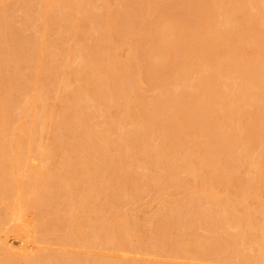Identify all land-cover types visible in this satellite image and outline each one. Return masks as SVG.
Instances as JSON below:
<instances>
[{"label":"bare ground","instance_id":"obj_1","mask_svg":"<svg viewBox=\"0 0 264 264\" xmlns=\"http://www.w3.org/2000/svg\"><path fill=\"white\" fill-rule=\"evenodd\" d=\"M42 1L43 0H37L36 5H38V7L36 10H35V8H33L34 10H31L30 5L27 2L24 4L23 0L16 1V3L18 4V10L20 12H22L21 14L24 15V17L22 19H25L26 22L31 23L33 28H37L36 22L37 21L39 22L40 18L43 19L44 15L46 13L48 14V10H50V9H52L56 12L54 14L55 18L52 21L50 20L51 21L50 24L47 21H46L47 23L43 22V27H45V28L48 26L53 27V29L55 30L56 33H58V30L59 29L61 30L65 24H68V25L70 24V26H71L72 23H70V22L72 19V17H71L72 15L70 14L71 11L69 12V10H74L73 14L76 17L75 11L77 10L80 12V10H79V9H81L80 7L84 6L85 7L83 9L84 15H82L83 12L81 11L82 13L80 16V20L81 19L82 20L81 21L79 20V21L82 23L83 16H85V13H86L88 20L92 23L93 26H94L93 22H95L94 20H96V18L99 16L94 11V10H96L97 6H98V9L100 8L99 5L95 4V2H94L95 0L93 1L95 4V5L93 4L95 6L94 10L91 7L93 5L91 3H88L92 0H50V2L48 0L49 3L47 2L48 4H46V5ZM147 1L148 2H146L144 0L142 2V4L144 2H146L143 4V6H149V4H151L152 7H154L153 4H157L156 0H147ZM149 1H153V3L149 2ZM164 1L167 2L171 6V8L174 10L170 9L167 12H165L166 16L168 17V18L167 17L165 18L166 22L163 23V25L161 24V28L158 29L157 31H155L156 32L155 34L153 33L155 35V37H156L155 39L158 43V45L156 47L154 46L156 49V50H154L155 52L152 53L151 50L148 51L147 48H144L143 49L144 53L142 52L140 54V58H136V56L134 57L136 59H134L133 60L134 63L131 62V64H135V67L134 66L133 67L136 70L133 69V67H131V65L129 66L130 61L128 62V65H126V64L121 65L116 60H114V56H115L114 50L122 41L119 40L118 42L117 41L112 42L111 40L108 41V39L110 37H112L111 35L113 32L119 34L120 36H122V38L127 37V40L129 38V35L132 34V36L135 35L134 44L135 45L140 44V42H142L141 40H143L141 38L143 31H144V30H142V28L143 27L146 28V26L142 27V25L146 24V23H144L145 21L144 22L135 21L136 20L135 13L136 12L140 13L138 11L139 9L137 7L136 8L130 7L131 9L129 8V11L126 10L127 12L126 11L125 12H123V11L122 12H113V10L110 9L112 7H110L108 0H107V2L109 4V6L106 7L105 11H100V13H99L103 17L104 23L99 24L100 26L98 27V24H96V22H95V25L97 27L94 26V27H96V29L94 31H90L89 28H88L89 31L86 30L88 33H93V34L95 33L96 34V32H97V34H98L97 37L95 36V38L92 39V44H93V46H92L93 48L91 47L92 50L90 48L88 49L89 45L86 44L87 48H85V49L91 50L90 54H88V52H87L88 55L87 56L85 55L86 59H84L85 56H83V54L81 53L82 52L81 50L83 49V46H82V48L80 50L81 52H76V53L74 52L75 54H74V57H73L71 62H68L69 61V59H68V61L65 62L66 64L61 63L63 58H61L62 60H59V57L56 56L58 54L53 52V51H50L49 43L46 42L47 43L46 44L44 41L39 40V38L41 36H42L41 39L43 38V34L39 38H37L39 33H40V31L38 29L37 30L39 32H37L38 33L37 37H36V34L35 35L33 34L34 32L28 36H25L23 39V42H22L23 45H21V47L19 49L12 48V51L9 52V48L7 47V53H11L15 57V60H14L15 64H18L20 61H23L26 63L27 68L31 69L30 71L28 70L29 72L27 71L29 73L28 77L32 78V81L34 82V86H32V88H34V89H32V91L33 92L36 91V93H33V94L31 93L28 95L27 88H25L26 86L25 87L19 86L18 84L13 86L11 83L6 84L0 80V90H2L3 87L7 86V89H8L7 92L8 91H10V92L22 91L28 95L27 100H26V98H24V100L17 102L13 99L12 100L11 99H9V100L4 99L3 102L0 103V105L3 106L2 110L0 109V137L2 136L0 139V205H1L0 207H2V205L5 203V209H6V210H3L4 212H6V214L4 213V216L0 217V246H1L0 248L2 249V251L0 249V251H1V253H0L1 254L0 255V264H138V262H136V261L132 262L134 259L133 257H132L133 259H131L132 261H126L125 260V259H128L130 256H128L127 258L125 256V259L123 258L125 260L124 261V260H122V258L119 259L118 257L113 256V254L112 255H110V254L105 255V253L103 254V256L105 255L104 257L102 256V257L97 259L96 254L98 252L92 253V251L91 252L88 251V253L87 252L84 253L82 251V253L85 254V256H84V254L82 256L81 254L71 255V254L64 253L62 251L64 249L61 250L62 252L61 251L53 252L50 250L48 251L46 246L45 247H39L38 246L39 248H36V249L32 248V246H30L31 247V249H30L28 247V244H27V242H28L27 238L29 237V235H30V238H32V237L34 238L33 239V240H35L34 242L41 244V245H42V243H44L45 245L49 244V243H51L50 245H52L53 243H56V244L61 245V246L65 245V244H70L71 246L72 245H78L82 249H83V247H85L86 250L94 249L93 251H95V247H97L99 245V247L96 248V250H100L99 248H101L103 251V249H105L104 246L108 244L106 246V247H108V250L107 249H105V250L106 251L111 250L113 252L114 251H127V249L132 247L131 246L132 245L131 242H133L132 238L135 237L134 238L135 241L137 240L140 243L136 241L137 243L133 247L134 248H135V246L139 247V246H141L140 244L142 243L143 245H145L144 246L145 249H143V245H142V249L148 251L147 255H149V253H150L151 254L150 256H152V255L156 256L157 254L159 255L160 253H164L163 255H167V257L169 256V258H170V256L177 258V256L180 257V254H184L183 259H188V257L189 258L192 257V258H197L198 260H199V258H203L201 256H202V254L204 255L205 253L210 254L212 257L215 256V258H213V259H216V257L219 258L220 253H222V251L220 249L224 245L228 244V245H230L229 246L230 251H228V252L225 251L226 252L225 255H227V253H228V257H225V255H223V256L220 255V256H222L221 258L225 261L224 262L221 259L222 263H226L227 260H229L231 258H233V259H231V261L234 259H235V261L242 260V259L244 260L245 258L246 259L244 261H247L251 258L252 255L250 256L247 253L250 256L249 258H247L248 256L247 257L243 256L240 254L242 252L241 251L239 252V247L244 246L243 243H245V242L243 239L246 238V239H248V241H246V242L249 243L251 250H253L254 251L253 253L255 254L254 255L255 257L253 258V259H255V260H253V264H264V204H262V203L258 204L259 210L257 212H259L260 214L263 215V216L259 215L260 218L262 217L260 221L255 220V218L253 220L250 219L253 216L252 217L249 216L251 213H250V211H248V207H250V205H251L250 203L252 201L253 202L254 201L259 202V200L262 199L260 197L259 198L256 197L255 193L258 191L259 188L257 189L255 184H254L255 188L257 189V191H256V189L253 187V178L255 180L256 179L258 180L261 177L264 180V171L262 170L264 168L263 167V165H264V149H263V147H264V0H228L227 2L224 0L227 3L226 7H225L226 3H224L223 0L222 1L221 0H164ZM2 2L5 3V1H2ZM34 2L36 3V0ZM107 2H106V5H108ZM29 3H30V1H29ZM82 3H86V6H85V4L82 5ZM115 3H117V0ZM121 3H123V2H121ZM89 4H91V6H88ZM142 4H141V6H142ZM223 4H225V5H223ZM10 5H12V4H10ZM36 5L34 4L32 6H36ZM133 5H135V4H133ZM136 5H139V4L136 3ZM164 5H166V3H164ZM169 5H167L166 8L170 7ZM219 5L221 7H223V9L225 7L224 11L222 12V15L224 12L225 13H224V16H222V17H224V21H226L227 23H230L229 25H227L228 27L225 26L226 28L224 27V25H226V24H223V27H222L223 29L222 30L220 29L221 34L223 36L222 41H219V39H220L219 28L221 26L218 27L219 24H217L218 21H217V18L215 17L216 15L213 16V14H212L214 12L215 8L219 9V7H220ZM0 6H1L0 7V29L1 28L8 29V31H9L10 26L8 25V20H7V18H10V15L8 14L9 4L8 5L3 4ZM159 6L160 5H158V7ZM74 7L76 8V10L72 9ZM156 7L154 9H156ZM114 10H116V8ZM147 10L150 11V8ZM160 12L164 13V11H161V10H160ZM204 12H205V15L207 13H209L210 15H208V16L214 17L216 19L213 18L214 19L213 20L211 17H210L211 20L209 18L207 19L206 18L207 15L205 16V19H202V18L200 19V17H201L200 15L204 14ZM12 13H14V12H12ZM226 13L229 14V16H231L233 23L231 22V20H230V22L227 21L228 19H230V17ZM152 14H154V13H151V15ZM12 15L14 16V14H12ZM78 16H79V14H78ZM217 16H219V13ZM172 17H174V18L172 19ZM48 18H50L49 14H48ZM48 18H46V19H48ZM78 18H75L76 19L75 20L73 17L74 22H75L74 23L75 25L74 24L73 25L75 27L79 26V25L76 26V21ZM17 19L20 20L19 17ZM153 19L149 20L148 25L154 24L155 20H157V17L155 16V17H153ZM9 21H11V20H9ZM48 21H49V19H48ZM99 22H103V20L99 21ZM99 22L97 21V23H99ZM157 23H159V22H157ZM183 23H189L190 26H192L191 32L189 31L190 33H187V32L185 34L180 33L179 29ZM220 23H222V22H220ZM19 24H21L20 21H19ZM19 24L18 25L16 24V25L19 26ZM24 24H25V22L23 23V25ZM46 24H48V25H46ZM88 24H90V23H88ZM134 25L136 28H138L137 31H135V32L132 30V26H134ZM150 27H151V25H150ZM45 28H44V30H42V32H44L46 30ZM68 28L72 29L69 26H68ZM145 28H143V29H145ZM147 29L148 28H146V30ZM16 30H18V29H16ZM111 30H113L112 33L110 32ZM26 31H27V28H26ZM65 31L66 30H64L63 33ZM79 31L81 32L80 29H79ZM151 31L152 30H150V33H152ZM75 32H78V31L76 30ZM75 32H72V33H75ZM109 33H111V34H109ZM147 33H148V31H147ZM4 34H5V39H6V32ZM75 34H73L74 37L72 36V38H77L76 35H78V34H76V35ZM80 34L82 35L85 33L83 31ZM87 34H85V35H87ZM105 34L106 35L109 34V35L106 36ZM56 35H58V34H56ZM70 35H71V33H70ZM217 35L219 38L217 37ZM7 36H9V35H7ZM60 36H62V34ZM69 36H68V40H69ZM238 36H239V38H236ZM63 39H64V37H63ZM105 39L107 42L105 41ZM113 39L115 40L116 38L113 37ZM65 40H66V36H65ZM90 40H91V38H90ZM228 40H234L233 42L235 45L233 46V43L231 41L229 42ZM70 41H66V43H64V42L63 43H64V45L67 44L66 46H68L70 44ZM225 41H228L234 47V48L231 47L232 48L231 52H233V56H231V57H229V55L227 56L228 58H230L232 60H230V59L228 60V58L226 57L227 63H225V65H227L226 66L227 70L225 71V74L227 73V71L228 72L230 71L231 73L229 72L228 74H232V81H233L232 83H234V85H232L234 87L230 86L232 89L231 90L229 89L230 93L233 94V98H232L233 101H231V102L234 104V105H232L229 102L231 104V106H233L232 108L230 106V109H232L231 112L233 111L232 112L233 116H234V113L237 114L239 116L238 119H240V121H241L243 114L246 111V110H244L245 106L243 107V104H246V105L249 104L250 107L251 106L253 107V113H256V114L259 113V114L258 115L255 114L256 116L253 115L256 118L255 120H258V121L254 122L255 120L252 118L254 121H252L251 126L246 125L243 128L241 126H238L241 124H238L239 122L237 123L236 119H235V122L238 125H235V123H233V124L235 126H238V128H235V126L232 125V123H231L232 127H234L236 129V131H230V129H228L230 132H228L229 133L228 135L225 134L226 136L224 135V137L222 134H220V135H222L221 137L223 138V140L221 142L219 140L220 135L218 134V136H217V134H216V133H218L217 130L219 128L216 130L214 126H211V125L207 126V124L204 125L206 122V120H204V119L206 117L202 116V118L200 119V116H201V114H204V115L208 114L209 115V113L211 111H214L212 109V107L214 108L213 103L215 105L220 100L223 99L222 98L219 100V97H221V96H219L220 90L218 88L214 90V93L212 92L213 90H211L210 88L213 84L211 81H214L216 79L219 82V78L220 77L223 78L225 76V74L224 75L222 74L223 75V77H222V75L220 76V73L218 71V72H216V74L215 73L210 74L208 72V75H203L201 73L204 72V70L201 69L199 71L197 67L193 66L195 69L197 68V70H194L197 80L192 78L195 81L189 80L190 81L189 84H188V82L185 84L183 82V80L185 79V75H186L185 72L187 71V69H189V73H190V68H187L186 66H184V63H181V61L179 62V60H175V58L177 56H180V57H182V60L184 57L185 58L191 57V59L195 58L197 60V57H201L198 60L202 59L205 61L206 52H208L207 50L213 49L216 47H217V49H219V45L221 46ZM251 41H252V43H251ZM67 42H69V44ZM123 42L121 44H123ZM249 42H250V44L254 43V47L251 48L249 46L248 48H251V49L246 50L247 48L245 47V44L249 45L248 44ZM111 43H113L114 46ZM129 43H131V42L129 41ZM146 43H147V41L145 42V44ZM5 44H6V42H5ZM75 44L77 45L76 42H75ZM64 45H62V46H64ZM73 45H74V43H73ZM80 45H81V43L79 44V46ZM152 45H154V44H152ZM2 46H3V44H2ZM5 46H7V45H5ZM84 46H85V44H84ZM71 47H69L68 49H71ZM120 47H121V45H120ZM85 49H83V50L85 51ZM136 49H137V47H134L132 49V51H134L133 54H136L135 53ZM64 50H66V49H64ZM64 50H62V51H64ZM118 51H120V50H118ZM228 51L226 49L225 52L228 53ZM247 52H249V53H247ZM59 53L61 54L62 52H59ZM163 53L165 56V57H163V58H165L164 63H162V61H161ZM243 53L245 55H243ZM70 54H72V53L70 52ZM117 54L118 53H116V56H118ZM102 55L105 56L104 59L101 57ZM58 56H60V55H58ZM68 56H69V54H68ZM219 56L220 55H218L217 57H219ZM1 57H3V56H1ZM126 57L128 58V56H126ZM217 57H216V60L218 59ZM65 58H68L67 54H66ZM132 58H133V56H132ZM220 58H222V57H220ZM70 59H71V57H70ZM102 59L104 61H106V62H104L105 64H103V63L99 64L100 61L101 62L103 61ZM159 59H160L162 64L157 61ZM212 59L213 58H211V60ZM122 60H123V58H122ZM187 60L185 59V61H187ZM214 60H215V58L213 59V62H214ZM216 60H215V62H216ZM126 63H127V61H126ZM186 63H188V61ZM207 63H205V66ZM4 64H5V62H4ZM210 64L213 65L214 63H208V65H210ZM193 65H195V64L193 63ZM208 65H207V67H208ZM214 65H218V64H214ZM94 66L95 67L98 66V67L95 68ZM189 66L192 67V65H189ZM6 67H7V65H6ZM79 67H81L82 70L83 69L86 70V72L83 71V73H85V75L78 74V72L82 73V71H79L80 70ZM166 67H168V68H166ZM93 68L97 69L96 72H95V70H94V72H92V70H89V69H93ZM163 68L169 69V70H170V68H172V70L175 72V74L176 73L179 74V77H178L179 80L178 81H176L174 79L176 77V75L172 79V81L174 80L175 82H178V83H176L174 88L168 89L165 87L164 82L163 83L160 82L161 84L155 86V90H157V91L156 92L152 91V92H155L153 95H150L147 97H144V96L143 97H136V95L134 96V93L136 92V90L134 92V88H135V86L136 87L138 86V85H136L137 79H135L138 77H135V76H138L140 74L141 77L138 79L139 82L143 79L144 80L146 79L147 83H148L149 80L153 77V75L155 73L161 72ZM228 68H229V70H228ZM132 70H135L138 73V75H135L136 72H135V74H132ZM217 70H220L219 67H216V71ZM223 72H221V73H223ZM66 74H67V77L69 74L75 76L77 81L80 82V85L78 84V86H80V87L77 88V85H76V88L74 87L73 89H71V88L67 89L70 86L71 82H70V84H68L69 82L68 83L66 82V81H70V79L66 80ZM163 74H162V76H163ZM172 74H173V72H172ZM217 74L220 77L216 78ZM7 75L5 73L4 78L9 79V75L8 76ZM71 75H69V77ZM99 75L100 76L106 75L107 76L106 78H108L109 80H102L103 78H100ZM157 75L158 74H156L155 78L158 77ZM73 76H71V77H73ZM17 78H18V76H17ZM23 78L24 77H22V79ZM167 78L168 77H166V79ZM169 78H170V74H169ZM15 79H16V77H15ZM41 79H44V81H42ZM160 79L161 78H159V80H157V82L160 81ZM162 79L164 80V78H162ZM168 79H167V81L169 82L170 79L169 80ZM189 79H191V78H189ZM226 79H227V76H226ZM23 80H25V79H23ZM224 80H225V78H224ZM228 80L229 79H227L226 82H224V83L222 82L223 80L220 82L226 86V83ZM27 81L28 80H26V82L25 81H23V82L27 83ZM124 81L127 82L125 90H124L123 84H121ZM139 82H137V83H139ZM153 82H156V81H153ZM32 83H31V85H32ZM140 83L142 84L143 82H140ZM38 84H40L39 87L37 86ZM52 84L54 85V87H53L54 89L52 88V86H53ZM119 84H121L123 87L119 88ZM29 85H30V83H29ZM47 85H48V87L50 85H52L51 88L53 90L52 97H50V95H49V97H50L49 102H51V104H53V105L59 104V106H60V107L58 106L57 109H54L53 107H52L53 109L48 108L50 111L46 108V100L48 99L47 95L51 94L49 92H48V94L46 93V89H45L46 87L45 86H47ZM73 85H74V83H73ZM144 85L145 86L147 85L146 82ZM65 86H67V88ZM170 86L171 85H169V88H170ZM173 86L174 85L172 84V87ZM220 86H222V85H220ZM36 87H38L39 89H37ZM71 87H73V86L71 85ZM138 87L136 89H138ZM29 88L31 89V87H29ZM222 88H224V86ZM49 89H50V87L47 89V91H49ZM209 89L213 93L210 96H209V94L211 92L209 94L207 93ZM151 90H153V88ZM121 91H123L125 93V95H124L125 97L122 95V97H121L122 99H120V100H124V99H125L124 101L129 100V101H127L129 103L131 101L132 105L131 104L130 105L131 106L134 105L137 108V110L141 113V117H140L141 120L140 121L142 124L140 123V121H137L135 119L136 121L134 122V120L132 119V117L134 118V116H135V114H133L135 111L132 113L133 116H131V118H130L129 115L131 114L130 112L132 111V109L127 110V113L124 114V116L126 115L125 116L126 118H124V117L120 116L121 113L123 114V111L121 112L118 109L120 107H118L117 109L120 111V114H117V115H119L117 118H120V117L121 118L117 120V124L120 122L122 123V121H123L122 118H124V120L129 118L130 120L131 119L133 120V121H131V124L132 125L135 124V127L131 128V130L129 129L126 131V130H121V129H123V126L121 128L120 127L121 125L119 124V126H117V127H120V129H118V131L115 132V136L112 135V138H111V136L108 138V136H104V135L99 137L100 134L97 135L99 133L97 128L98 127L100 128V126H101V128L104 127V129H105V127H106L105 125L107 123L105 122L106 123L105 125H104V123L103 124L101 123V125H100V121L96 120V123L98 122L100 126H97V127L93 126V124L95 122L93 121V124H92V119H90L92 117V115L90 116V114H89L90 111H86V110H85L86 112L80 111L84 108V106H85L84 104L88 103L87 101H86L87 103H84V99H87V98H85V97H88V96H86L87 94H91V95H89V97H91V99H93L94 102L98 99L100 101H101V99H103L104 102L103 101H101V102L103 103L104 110H100L101 111L100 114H99V111L97 112L98 114L94 111L93 112H94V114L101 115L103 117V115H104L103 112L106 111L108 113V115L111 116L113 114L114 108L116 107V102L113 103L111 101L113 104L110 103L109 102V96L115 97L119 93L121 94ZM205 91H207L206 93L208 94V96L206 94H204ZM5 94H6V92H5ZM140 96H141V94H140ZM222 96H224V95H222ZM226 96L228 97V91H227V95H225V97ZM20 97L23 98V96H20ZM24 97H25V95H24ZM200 97H202V98L210 97V99L212 98L213 102L203 101L204 99L201 101ZM196 98H197V100H196ZM199 98H200V100H199ZM116 100L120 101L119 99H115V101ZM228 100H230V99H228ZM113 101H114V99H113ZM124 101L120 102V103L117 102V103H118V105H120L121 103L124 104ZM249 102H252V103H249ZM47 103H48V100H47ZM222 103H223V101H222ZM88 104H87V106H89ZM166 104H169L171 106V107L169 106V108H171V109L173 108V111H171V109H170V111L167 112L168 109L166 108L167 109V110H165L166 113H164V108L167 107V106H165ZM91 105H93V104H91ZM91 105L89 107H91ZM95 105H97V102L95 103ZM99 105L100 104H98L97 106H99ZM219 105H217L216 107L218 108ZM127 106L129 107V105H127ZM225 106L227 109L228 108L227 106H229V105H225ZM96 107H91V108L95 109ZM125 107H126V105H125ZM10 108H12V109L9 110ZM86 108L89 109L88 107H86ZM101 108H102V106H101ZM217 108L216 109L214 108V109L217 110V112L219 113V110H218L219 108L218 109ZM221 108L223 109L222 106H221ZM119 111H116V112H119ZM249 112H252V111H249ZM91 113H92V111H91ZM128 113H130V114H128ZM222 113H225V112L222 111ZM87 114H89L88 115L89 118L87 117L86 121H89V119H90L92 125H90V122H88V125L92 126L94 128H92V130H91L86 125V127L88 128L87 129L88 131L81 132L82 131L81 124L84 123V121L82 122V120L84 117L87 116ZM247 114H249V113H247ZM97 115H95V116H97ZM212 115L214 116V114H212ZM212 115H209V116H212ZM127 116H128V118H127ZM209 116L207 117L208 120L210 119ZM227 117H228V115H227ZM247 117H249V116H247ZM92 118L97 119L98 116L92 117ZM105 118L106 117H104L103 120H105ZM179 118H181V120L186 119V121H188V124H185V125L181 124L182 125L181 127H177L176 124H178V126L180 125L179 123H177V121H179L177 119H179ZM214 118H218V117H214ZM10 119H12V123H15V124H8V122L11 121ZM111 119L114 120L116 118L113 119V117H112ZM111 119H108V120H111ZM229 119L231 122H232V120H234V119L231 120V118H229ZM245 119L246 118L244 117V124H246V123H248V121H250V120H247V122H246ZM108 120H106V121H108ZM112 120H111V123L113 124ZM119 120H120V122H119ZM201 120H204V121H201ZM208 120H207L208 124H211V123L214 124V122H212L213 121L212 119L209 120L210 123L208 122ZM223 120L221 119L222 123H223ZM225 120H228V119H225ZM175 121H176V123H175ZM128 122H129V120H128ZM132 122H134V123H132ZM216 124L218 126V120H217ZM242 124H243V122H242ZM126 125L127 124H125L124 128H128V127H126ZM226 125H228V122L226 123ZM229 125H230V123H229ZM133 126H131V127H133ZM224 126H225V122H224V125L222 127H224ZM108 127H109V125L107 126V128ZM111 127H112V125L108 129H110ZM219 127L221 128L220 125H219ZM107 128H106V130H102V131H107L108 130ZM198 128L203 130L201 132H203V135H205V137H206V140H204L202 144L200 143L201 145H199V146H198V143L195 142L194 140H193L194 143L193 144L191 143L190 138L193 136V134H191V136H190V133H188V129L189 130L191 129L192 130L191 133H192L194 131L193 129L199 130ZM235 129H232V130H235ZM114 130H116V129H114ZM196 130L194 131V135L196 134L195 133ZM42 131L46 132L45 141L41 137ZM111 131L114 132L113 129ZM148 131L153 132L152 134L155 135V138L157 139V141L162 140L160 142L164 141V143L162 145H159L161 143L160 142L158 143L157 141H155L153 139V137L150 138V139H152V143H151V141H149L150 143H147L146 138L149 135L146 137V134ZM107 132L109 133L110 130ZM107 132H106V134H107ZM185 132L188 133V135L190 136V137L187 136V134L185 135L186 137H189V139H190V141H187V142L191 143L192 145L185 146V144H184L185 147H182V146H180L181 138H182L181 135L184 134ZM197 133H198V131H197ZM219 133H221L220 129H219ZM4 135L5 136L7 135L8 138L4 139L5 138ZM151 136H149V137H151ZM244 137L247 138L246 139L247 141L245 140L246 142L245 143L243 142L244 143L243 147H239V148L241 149V152H243L242 158L246 159L247 157H249V158H247V159H249L247 161V164L249 165L250 168H249V170L244 171L243 170L244 167H243L242 170L246 173H253L252 176H250V177H244V176L240 175L238 172L239 167L240 166L242 167L243 166L242 164H245L244 163L245 159L243 160L244 162H242V161L239 162L240 161V158H239L240 155L237 152L238 150L237 151L235 150V147H236L235 145L239 139L240 140L242 139V141H243ZM251 139L259 140V142H261L263 144V147L261 146L262 149L260 150V152L257 153L258 155H255L256 157H252L254 154L252 155L250 153V149H251L250 144L252 143L251 141L254 142V140H251ZM38 140L41 142H39ZM42 141H44V144L41 146ZM37 142L40 144H37ZM223 142L227 143V146L225 144H223ZM189 143H188V145H189ZM257 143H255V144H257ZM33 144L35 145V147L37 146L36 149L34 148ZM239 144H241V143L239 142ZM222 145H223V147H222ZM252 145H253V143H252ZM257 145L258 146H256V150L257 149L259 150V148H257V147H259L260 144H257ZM67 146H69L68 149H67ZM79 146H81L83 153L80 155L78 154V156L76 155L77 158L75 159V161L70 162V161H68L69 159L66 158V156L63 157L64 156L63 153H65V152H67L68 154L74 153L75 151H77ZM233 147H234L235 151L232 150ZM37 148L38 149L40 148V150H38ZM104 148L106 151H103ZM219 148H221L222 150ZM224 148H225V150H223ZM237 148L238 147H236V149ZM79 149H80V147H79ZM120 149H125L126 151L128 149H132V150L134 149L135 153H133L131 155L130 153L133 151L130 150L131 152L128 153V154H130V156H129L130 160H127V158L124 157L125 155H123V153H125L124 151L118 152ZM58 151H60L59 159L58 160L56 159V164L54 163L55 168L53 170H50V168H49L50 166L49 167L46 166V164H49V163H47V161L50 162V158L52 159L54 154L57 153ZM115 151H117V152L115 153ZM138 151H141V152H138ZM251 151H252V149H251ZM254 152H255V150H254ZM123 157L127 161H130V162L133 160H136V161L142 162V163L145 162L146 165L148 164L149 166L151 164H155L156 166H158L160 171L156 172L155 174L152 173V176L149 179L145 178L146 180H143V177H142V180H143L142 182L145 181V183H143V185H145L144 189H146V191H150L151 188L152 189H158V188L161 189L162 188V189L169 190V192H171L173 197H184V198L174 201L173 204L170 203V205L172 207L170 206L171 208L168 209V212L162 213L161 215L158 214L159 217L154 218V216H153L154 219L151 218V216H152V213H151L150 218L147 219L148 218L147 217L146 218L147 220L144 222H140V221H138L139 219L136 220V218H134L135 220H133V219L132 220L131 219L126 220L125 219L126 217L124 215H120L121 214L120 213L119 215L123 216V217H121V218H123V220L120 219L121 222L114 223V224L109 225V226L106 225V224H109L110 222L108 223V221H105L106 220L105 215L107 213L115 214L116 212L112 213V210H111L112 207L111 206H109V207H107V209H105L106 213H105V211H102L103 213L101 212V206H97L98 207L97 211L94 210L95 208L90 207V205L88 206V204H90V203L94 204L95 201H93V199H94L93 197L103 196L104 200H105L104 197H108L107 198L108 203L106 205H110L109 203L112 204L114 202V197L116 198V197H119V195L121 196V194H119V192H120L119 190L121 189V187L123 188L124 191L127 190L126 195H129L127 197L131 196L134 198L135 194H139V193H137V190H138L137 188H138V184L141 181V179L138 182V179H137L138 176H137L136 172L134 171L136 169H133V167H131V164L135 163V162H131V163L129 162L126 165V168L123 167V169H120L121 168V166H120L118 168L119 169L118 173L116 172L117 171V163L118 162L122 163L123 160H125V159H123ZM228 157H231V160H232L231 162L234 161L235 164H233V165L230 164ZM36 158L39 160L40 163L37 161L39 165L36 166V164H37L36 163L34 165L35 167H33V164H31L30 160H32L34 162ZM146 158H148V160L150 158L151 160L146 161L147 160ZM200 159H203V160L198 161L199 162V164H198L197 160H200ZM237 161L239 162V164H237ZM145 163H143L144 166H146ZM124 164H126V163H124ZM143 167H141V168H143ZM153 169L154 168H152V170ZM99 171L101 172L102 175L101 174H98V175L102 176L103 179L101 181H98L97 183H94L95 181L93 182L90 179L93 178L96 175V173ZM179 172L184 173L185 178L179 176V175H182ZM185 174H188L187 175L188 177H191V175H192V177L193 176L196 177V180H195L196 182H198L200 179L201 181H203V183H205L207 181L208 184L209 183L212 184L211 183L212 181H216L215 183H217V181L221 180V183L223 182L222 183L223 187L228 185L225 183H231V185L234 187L233 189L236 190L235 192L233 191L234 192L233 194L240 196V197H236V195H235V197H234L233 194L229 193L230 195L233 196L232 199L234 198L233 199L234 202L240 201L241 205H244L242 203H245L247 201L250 202V203H248V204H250L248 207L246 206L247 204H245V206H241L244 208L247 207L246 210L248 212L246 210L244 211V208L242 209L241 207H237V206H240L239 205L240 203L238 202V205L236 207L241 208L243 211H242V213H241V211H239L241 214L238 212L237 215L241 216L243 218L244 217L243 214H245V212H246V214L248 213L247 217L249 219L246 218V215H245V218L242 219V220L246 219L245 225L251 226L250 223H252V221L253 222L256 221L254 223V225H256V226L253 225L252 228L250 229V231L248 228H246V229H248V231L245 230L242 227L243 225L240 223L241 218L237 217L235 214V216L233 215L235 217L234 218L235 220L229 219L231 221L232 220L234 221L233 222L234 225L232 224V226L236 225V227H234V228H237L238 224L242 225L240 229H243L244 231L239 229L240 231H236L234 233L232 232L231 234L230 233L227 234V235H230L229 240L225 239L226 237L225 238L223 237V238H221V240H219V237H220L219 234H218L219 235L218 237H213V236H217L216 230L218 228H220L219 224L222 225L221 223H219V220H218L219 218H216L215 215L217 216L219 214V212L224 213V212L230 211V210L233 212L235 210L233 208H235V207H234V205H232L233 208L230 207L229 210L228 209L226 210V209H224V207H225L224 206V207H222L223 209L221 211V209H219L220 206L225 201H227V198L225 196L226 194L219 192V191L213 192V191L204 190V192H206V193L203 192V195H204L203 201L206 200V202H207L206 207L212 206L213 205L212 203H214V206H216L215 204L217 202H219L224 196H225L226 200H224V198H223V200H222L223 203H221V202L217 203V206H218V204L219 205L221 204L217 210H213L212 207H210L209 210H206L207 208H205L206 211H204V212H202L200 209H198L199 207L197 209L195 207V209H194L193 204L195 203V201H196V203L194 205L198 204L197 200L199 201V199L200 200L202 199V198H199V197H201V194H199L198 192L203 191V189H201V188L199 189L198 187H197L198 189L195 188L196 191L199 190L198 192H194L195 190L194 191L190 190L188 187L189 182L186 180ZM98 175H97V177H98ZM95 177H94V179H95ZM256 177H259V178H256ZM261 178H260V181L262 180ZM112 179H114V182L117 184V185L113 184V187L115 185L114 190L109 189L107 186V184H108L107 181H109V180L113 181ZM187 179L190 180L189 178H187ZM191 179L193 180V178H191ZM58 180L61 182V185H58ZM147 180H149V181H147ZM257 180H256V182H257ZM146 181H147V183H146ZM195 181H194V184H196ZM106 182H107V184H106ZM142 182H140V183H142ZM19 183L21 184L20 187H18ZM74 183H75V185H74ZM201 183L202 182H200L199 184H201ZM39 184L43 185L44 187L42 189H39L38 188ZM208 184H207V187L204 189L210 188V186H209L210 184L209 185ZM76 185H79L78 191L80 193V196H78V195L74 196L73 195L74 197L79 198V199H76L74 201L75 198L71 197V198H73V199H71L67 193L68 192L70 193V191L72 192L73 188ZM108 185L110 186V184H108ZM126 185H128L126 187L127 189H124V187ZM204 185L205 184H203V186ZM146 186L147 187L149 186L148 190H147ZM192 186H190L191 189H192ZM203 186H202V188H203ZM260 186L261 185H259V187ZM139 187H141V185ZM261 188L264 189V182H263ZM210 189H212V187ZM217 189L218 188H216V190ZM62 190L65 192L67 191V193L63 192ZM152 192H153V190H152ZM156 192H158V191H156ZM165 192L167 193V191H165ZM251 192L254 193L253 195H255L256 198H254L253 195L251 197ZM221 193H222V198H220V200H218L219 199L218 197ZM154 194H155V192H154ZM229 194L227 196H229ZM261 194H260V196H261ZM10 195H11V197L12 196L15 197L14 199L16 200V202L14 201L15 203H13V201H12L13 204L10 203L9 200L6 198V197H10ZM155 195H158V193H156ZM160 195H162V194L160 193ZM163 195L165 197V195L168 196L169 194H163ZM203 195H202V197H203ZM246 195H247V197H246ZM125 196H123V197L125 198ZM152 196H153V193H152ZM248 196H250V197H248ZM24 197H27V198L25 199ZM59 197H65V198L67 197V200L71 199L72 201L69 203V201L68 202H66L65 200L63 201L62 200L63 198L60 199ZM68 197L70 199H68ZM159 197L160 196H158L156 198H159ZM194 197H198L199 199L195 200ZM229 197H231V196H229ZM229 197H228V199H229ZM235 198H236V201H235ZM95 199H97V198H95ZM119 199H118V202H120V200H121V199L120 200ZM134 199L136 200V198H134ZM161 199L163 200L162 197H160V199H158V200H161ZM170 199L172 200V198H170ZM10 200H13V198ZM126 200H125L124 204L126 203ZM140 200H139V202H140ZM103 201L101 202V204H103ZM115 201H117V199ZM131 201L133 202V200H130V202ZM261 201L264 202V199L260 200V202ZM65 202L68 203V207H69V205H70V207H72V210L75 207L74 208L75 210H77L79 208V211L82 212V210H80V209L81 208L83 209V213H81V212L78 213L77 211L76 212L79 215L81 214L82 217H84V216L87 217V220L84 221L85 223L83 222L82 225H78L77 223H80V220H81L78 217H77L78 220L76 219V221L75 220L72 221V217H70L69 215H73V214L70 213L68 210L70 207L68 209L64 208V207H67V206H65V204H66ZM97 202H99V201H97ZM200 202H202V200ZM104 203H106V202H104ZM121 203H122V201H121ZM160 203L161 204L163 203L162 205H164L163 201H161ZM160 203H158V205ZM209 203L212 205H210ZM41 204L44 205L43 207L46 209V212H45L46 214L44 215V213L42 211H40L38 215L36 214L37 216L35 219V223L33 221V223H34L33 229L31 231H28V232H30V234L28 233V235L26 234L25 237L21 236L18 239L15 238V240L13 239L15 236L9 237L8 235L6 236V233L4 234L5 231H3V228L5 225H8V224L11 225V229H9V231H12V232L15 231V228H14L15 223L17 221L23 222V220H21V218L24 219V217H22V215L24 214L23 211L26 210V212L29 213L28 209H30L31 213H34L35 211L40 210L39 209L40 207H38V206ZM200 204L205 205L204 203H200ZM200 204L198 206H200ZM115 205H117V204H115ZM123 205L118 206V207L123 208ZM253 205H254V203H253ZM62 206H64V207H62ZM92 206H95V204ZM126 206H128V205H126ZM227 206H228V202L226 203V207ZM28 207H30V208H28ZM89 207H90V209L87 210V208H89ZM158 207L159 206H156V209H157L156 212L157 213H159V211L162 212L160 210L161 208H158ZM255 207H256V205H255ZM255 207H254V210H252L253 212L257 210V209H255ZM25 208H27V209H25ZM32 208H33L34 212H32L33 211ZM35 208H37V210ZM61 208L67 209L68 212L65 210V213H66L65 214L64 210H62ZM164 208L165 207L163 206L162 207L163 210L167 209V208H165V209ZM200 208H202V205L200 206ZM214 208H216V207H214ZM45 209H44V211H45ZM125 209H128V207ZM138 209H136V211H138ZM251 209H253V207H251ZM115 210L117 211V208ZM122 210H124V208ZM61 211H63V214L66 215L65 219L68 216V218L69 217L71 218V221L68 218H67L68 221H66L67 219L66 220L64 219L65 221L60 220L61 217L58 218L59 220L58 219L56 220V217L61 213ZM134 211L135 210H133L132 212H129V210H128L129 214H132ZM185 211L192 212L191 218H192V214H193V219H192V221H190L192 223V225L193 224H195V225L201 224L203 226V227L202 226L201 227L204 228L205 231H207L209 234L207 233L205 236L203 235L200 238H198L199 237L198 236L197 237L198 239H196L194 237V235H196V233L194 234L192 231L193 229H195V227L185 228L184 226H182L183 225L182 224L181 226L184 227L185 229L183 228V230H181V229L179 230L178 226L181 223L180 219L182 218V215L183 214H185V215L189 214V213L186 214ZM235 211L233 213H235ZM141 212H142V210H141ZM163 212H165V211H163ZM181 212H185V213H183L181 215ZM253 212H252V215H257V214H255L256 212H254V214H253ZM125 213H126V210H125ZM134 213H136V212H134ZM140 214H142V213H140ZM226 214L228 215V212ZM230 214H231V212H230ZM79 215L76 214V216H79ZM119 215H117V216H119ZM155 215H157V214H155ZM180 215H181V218H180ZM185 215L183 217V220L185 218ZM231 215H228V216H231ZM76 216L73 217V219L76 218ZM92 216H94L93 219H92ZM136 216H137V214H136ZM136 216L134 215V217H136ZM165 216H168L167 218L171 219L170 226H168V225L167 226L170 227V229H171V227L173 228L175 225H177V226H175L177 228L174 229L175 228L174 227L173 228L174 230H172L173 232L171 231V233H169L170 232V230H169L168 234H170L171 240L169 237L170 241L168 243L162 244L161 247L157 245V248L158 247H160V248L153 249V246L155 247L154 244H156V241H159L160 239H162L164 241V239H163L164 235H165V237L169 236L168 234H165L166 230L164 231L163 228L160 229L159 228L160 226L158 225L159 220L160 219L162 220V218L164 219ZM220 216H221V214H220ZM228 216L225 215V217H228ZM107 217H109V216H107ZM111 217H112V215H111ZM33 218H34V214H33ZM223 218H224V216H223ZM230 218H232V217H230ZM226 219L228 220V218H226ZM117 220H119V219H117ZM189 220L190 219H188L186 223H188ZM227 220H226V222H228ZM238 220H239V223L237 222ZM69 221L70 222H77V223L76 224L75 223L70 224ZM167 221H169V220H167ZM249 221H251V222H249ZM235 222H236V224H235ZM25 223H26V221H25ZM230 223H232V222H230ZM20 224H22V223H20ZM188 224H190V223H188ZM163 225H166V224H163ZM192 225H190V226H192ZM24 226H27V225H24ZM164 227L167 229L166 226H164ZM244 227H246V226H244ZM253 227L256 229L257 232H254L255 229H254V231H251V230H253ZM13 228H14V230H13ZM4 230H5V228H4ZM25 233H27V232L25 231ZM211 233H213L214 235H211ZM8 234H9V232H8ZM127 236L129 239H132L131 242H129ZM224 236H226V235H224ZM94 240H99L100 242L96 245L95 243H93ZM13 241H17V245H13ZM31 241H30V243L32 244ZM39 242H41V243H39ZM138 243H139V245H137ZM159 244H161V243H159ZM241 244H242V246H241ZM70 245L69 246L66 245V246L68 248L70 247L73 249L74 247H71ZM100 245L103 246L104 248L100 247ZM66 246H64V247H66ZM138 247H137V249H138ZM53 249H55V248L53 247ZM142 249H139L140 252L143 251ZM130 250L132 251V249H130ZM133 250H135V249H133ZM224 250H226V249H224ZM56 251H58V249H56ZM65 251L67 252L68 249ZM75 251L77 252V250H75ZM113 252H111V253H113ZM69 253H71L70 249H69ZM89 253L90 254L92 253L93 255L95 254L94 255L95 258L92 255L91 256L86 255ZM229 253H230V256H229ZM187 255H188V257L185 258ZM106 256H108V257H106ZM121 257H122V255H121ZM205 257H206V255H205ZM206 258H209V257H206ZM151 260H153V259H151ZM156 260L157 261H154L155 263H153V262L148 263L147 262L148 260H146L144 262H145V264H160V262H159L160 260L159 261H158V259H156ZM206 261H208V260H206ZM231 261H228V262L230 263ZM144 262H142V263H144ZM172 262H174V261H172ZM218 262L219 261H217V263ZM248 262H252V259L250 261H247V263L244 262V264L245 263L249 264ZM169 263H171V262H169ZM176 263L180 264L181 262H176ZM233 263H235V262H233ZM188 264H190V263H188ZM238 264H243V263H238Z\"/></svg>","mask_w":264,"mask_h":264},{"label":"rangeland","instance_id":"obj_2","mask_svg":"<svg viewBox=\"0 0 264 264\" xmlns=\"http://www.w3.org/2000/svg\"><path fill=\"white\" fill-rule=\"evenodd\" d=\"M2 1H5V3L4 2H2ZM7 1V2H6ZM16 1H18V0H0V5H8L9 4V11H8V14L10 15V18H7V20H8V25L10 26V29H9V31H8V29H3V28H1L0 29V80L1 81H3L4 83H11L13 86L14 85H19V86H23V87H25V88H27V93H28V95L29 94H33V93H36V91H32V89H34V88H32V86H34V82L32 81V78H30V77H28L29 75V71L31 70V69H29V68H27V65H26V63L25 62H23V61H20L18 64H15V62H14V60H15V57L11 54V53H7V47L9 48V52H11L12 51V48H15V49H19L20 47H21V45H23V39H24V37L25 36H28V35H30V34H32L33 32V34L35 35L36 34V37H37V35H38V33L37 32H39L40 31V33H39V35H38V37L37 38H39L42 34H43V38L41 39V37L39 38V40H42V41H44L45 43L47 42V43H49V49H50V51H53V52H55V53H57L58 55H60V56H58V55H56L57 57H59V60H62L61 58H63V60L61 61V63H64V64H66L65 62H67L68 61V59H69V61L68 62H71L72 61V59H73V57H74V54L76 53V52H81L82 54H83V56H87L88 54H90V52H91V50H92V46H93V44H92V39H94L95 38V36L97 37V32H96V34L94 33H88L87 31H89V29H90V31H94L95 29H96V25H95V22H96V24H98V27L100 26L99 24H103L104 23V19H103V17L99 14L100 13V11H105V9H106V7L107 6H109V4H110V7H112V8H110L111 10H113V12H125L126 10L127 11H129V8L131 7V8H133V7H137L139 10V12L142 14H140V13H135V17H136V20L135 21H141V22H144V23H146V24H143L142 25V27L143 26H146V28H148L147 30H146V28L145 27H143V28H145V29H143L142 28V30H144L143 31V34H142V39L143 40H141L142 42H140V44H137V45H135L134 44V39H135V35L134 36H132V34H130L129 35V38H128V40H127V37H123L122 38V36H120L119 34H117V33H115V32H113V30H111L110 32L112 33V37H110L109 39H108V41L109 40H111L112 42L113 41H119V40H121L122 42H123V44H119L117 47L119 48H115V50H114V54H115V56H116V53H118L117 55L118 56H114V60H116L118 63H120L121 65H123V64H126V65H128V62H129V66L131 65V67H135V64H131V62H133L134 63V59H136V58H140V54L143 52V49L144 48H147V50L149 51V50H151L152 51V53H154L155 51L154 50H156L155 49V47L158 45V43H157V41H156V37H155V31H157L158 29H160L161 28V24L163 25V23H165L166 22V14H165V12H167L168 10H170V9H172L171 8V6L167 3V2H165L164 0H156L157 2V4H153L154 5V7H152V5L151 4H149V6H143V4L144 3H146V2H148L147 0H145L146 2H144L143 4H142V2L144 1H142V0H117V3H115L116 2V0H108V2H109V4H108V2H107V0H92V1H90V2H88V3H91L92 5L94 4V2H95V4L96 5H99V9H98V6L96 7V10H94L95 9V4L93 5V6H91V4H89L88 6H91L92 7V9L95 11V13H97L99 16L96 18V20H94L95 22H93L94 23V26H96V27H94L93 25H92V23L88 20V18H87V16H86V13H85V16H83V21H82V23L80 22L81 20H80V16H81V13H82V15H84V6L83 7H80L81 9H79L80 10V12L79 11H77L76 10V8L74 7V8H72V9H75L76 11H75V13H76V17H75V15L73 14L74 13V10H69V12L71 11H73L72 13L70 12V14L72 15L71 17H72V19H71V22L70 23H72L71 24V26H70V24L68 25V24H65L63 27H62V31L59 29L58 30V33H56L55 32V30L53 29V27H43V22H45V23H49L50 24V22L55 18V16H54V14L56 13L54 10H52V9H50V10H48V14H49V17L50 18H48V14L46 13L45 15H44V17H43V19H39V22L37 23L36 22V24H37V28H33V26H32V24L31 23H29V22H26L25 21V19H22L23 17H24V15L23 14H21L22 12H20L19 10H18V4L16 3ZM24 2V4L27 2L29 5H30V9L31 10H34L33 8H35V10L37 9V7H38V5H36L37 4V0H36V3L34 2L35 0H23ZM29 1H30V3H29ZM45 1V2H44ZM94 1V2H93ZM119 1V2H118ZM222 1V0H221ZM226 2L228 1V0H225ZM224 0H223V2L224 3H226ZM45 5L46 4H48L49 2H50V0H49V2H48V0H43L42 1ZM48 2V3H47ZM106 2H107V4L108 5H106ZM121 2H123V3H121ZM128 2V3H127ZM131 2V3H130ZM149 2H152L153 3V1H149ZM163 2V3H162ZM136 3L137 4H139V5H136ZM160 3V4H159ZM164 3H166V5H164ZM10 4H12V5H10ZM27 4V5H28ZM36 5V6H32V5ZM83 4H85V6H86V3H82V5ZM129 4V5H128ZM132 4V5H131ZM133 4H135V5H133ZM141 4H142V6H141ZM220 4V3H219ZM123 5V6H122ZM127 5V6H126ZM158 5H160L159 7H158ZM167 5H169L170 7H168V8H166V6ZM223 5H225V4H223ZM115 6V7H114ZM157 6V7H156ZM220 6V5H219ZM227 6V3H226V5H225V7ZM1 7V6H0ZM94 7V8H93ZM105 7V8H104ZM114 7V8H113ZM150 8V11H148L147 9H149ZM156 7V9H154ZM225 7H224V9H225ZM116 8V10H114ZM130 8V9H131ZM13 9V10H12ZM68 9V8H67ZM98 9V10H97ZM103 9V10H102ZM123 9V10H122ZM147 11H146V10ZM152 9V10H151ZM224 9H223V7H219V9L218 8H215L214 9V12L212 13L213 14V16H215L216 18H217V21H218V23L217 24H219V26L218 27H220L219 28V33H220V39H219V41H222V34H221V30L223 29L222 27H223V24H226V25H224V27L226 26V27H228L227 25H229L230 23H227L226 21H224V17H222V16H224V13H223V15H222V12L224 11ZM63 10V9H62ZM65 10V9H64ZM121 10V11H120ZM156 10V11H155ZM160 10L161 11H164V13H161L160 12ZM172 10H174V9H172ZM16 11V12H15ZM82 11V12H81ZM126 11V12H127ZM12 12H14V13H12ZM50 12V13H49ZM143 12V13H142ZM11 13V14H10ZM151 13H154V14H152L151 15ZM161 13V14H160ZM218 13H219V16H217L218 15ZM12 14H14V16L12 15ZM78 14H79V16H78ZM227 14V13H226ZM225 14V15H226ZM20 15V16H19ZM23 15V16H22ZM163 15V16H162ZM207 15V16H206ZM205 15V12H204V14H202V15H200L201 17H200V19L202 18V19H205V16H206V18L208 19H210L211 20V18L213 19L214 17H211V16H208V15H210L209 13H207ZM228 16H229V14H227ZM20 18V20L19 19H17L18 17ZM157 17V20H155V23L154 24H150L151 25V27H150V25H148V23H149V20H151V19H153V17ZM73 17H74V19L75 18H78L77 19V21H76V26L77 25H79V26H77V27H75L74 25V19H73ZM204 17V18H203ZM211 17V18H210ZM230 17V19H228L227 21L228 22H230V20H231V22H232V19H231V16H229ZM228 17V18H229ZM15 18V19H14ZM46 18H48L49 19V21H48V19H46ZM86 20H85V19ZM168 18V17H167ZM174 17H172V19H173ZM216 18H214V19H216ZM219 18V19H218ZM223 18V19H222ZM17 19V20H16ZM135 19V18H134ZM213 19V20H214ZM9 20H11V21H9ZM23 20V21H22ZM51 20V21H50ZM76 20V19H75ZM80 20V21H79ZM103 20V22H99V21H102ZM147 20V21H146ZM154 20V19H153ZM171 20V19H170ZM222 20V21H221ZM19 21L21 22V24H19ZM47 21V22H46ZM79 21V22H78ZM97 21L99 22V23H97ZM159 22V23H157V22ZM25 22V26L23 25V23ZM140 22V23H141ZM220 22H222V23H220ZM87 23V24H86ZM88 23H90V24H88ZM233 23V22H232ZM231 23V24H232ZM19 24V26H17V25ZM74 24V25H73ZM184 24V25H183ZM181 26H180V29H179V31H180V33H182V34H185L186 32L187 33H190L191 32V30H192V26H190V24L189 23H183ZM30 25V26H29ZM46 25H48V24H46ZM136 25V24H135ZM135 25L134 26H132V30L135 32V31H137V29L138 28H136L135 27ZM160 25V26H159ZM24 26V27H23ZM67 26V27H66ZM68 26L69 27H71L72 29H70V28H68ZM91 26V27H90ZM148 26V27H147ZM154 28H153V27ZM23 27V28H22ZM93 27V28H92ZM225 27V28H226ZM26 28H27V31H26ZM44 28L46 29L44 32H42V30H44ZM65 28V29H64ZM89 28V29H88ZM16 29H18V30H16ZM34 31H33V30ZM39 31H38V30ZM49 29V30H48ZM79 29L81 30V32L79 31ZM155 29V30H154ZM221 29V30H220ZM13 30V31H12ZM48 30V31H47ZM64 30H66L64 33H63V31ZM69 30V31H68ZM78 31V32H75V31ZM87 30V31H86ZM150 30H152L151 32L152 33H150ZM23 31V32H22ZM61 31V32H60ZM69 33H68V32ZM75 32L76 34H78V35H76L75 33H72V32ZM84 31V33L85 34H87V35H85V34H80V33H82ZM147 31H148V33H147ZM190 31V32H189ZM6 32V39H5V33ZM50 32V33H49ZM8 33V34H7ZM22 33V34H21ZM60 33V34H59ZM70 33H71V35H70ZM111 33H109V34H111ZM154 33V34H153ZM50 34V35H49ZM56 34H58V35H56ZM62 34V36H60ZM65 34V35H64ZM70 36H69V35ZM73 34H75L76 36H77V38H72V36H73ZM108 34V35H109ZM152 34V35H151ZM7 35H9V36H7ZM55 35V36H54ZM69 36V40H68V36ZM106 35V34H105ZM108 35H106V36H108ZM118 35V36H117ZM57 36V37H56ZM65 36H66V40H65ZM75 36V37H76ZM88 36V37H87ZM120 36V37H119ZM132 36V37H131ZM144 36V37H143ZM146 36V37H145ZM61 37V38H60ZM63 37H64V39H63ZM74 37V36H73ZM113 37L114 38H116L115 40L113 39ZM134 37V38H133ZM217 37H218V35H217ZM218 37V38H219ZM48 38V39H47ZM57 38V39H56ZM60 38V39H59ZM88 38V39H87ZM90 38H91V40H90ZM107 38V37H106ZM125 38V39H124ZM133 38V39H132ZM150 38V39H149ZM236 38H239V36L238 37H236ZM44 39V40H43ZM76 39V40H75ZM86 39V40H85ZM113 39V40H112ZM131 39V40H130ZM146 39V40H145ZM153 39V40H152ZM235 39V38H234ZM65 40V41H64ZM71 40V41H70ZM75 40V41H74ZM250 40V39H249ZM66 41H70V44H69V42H67L69 45L68 46H66L67 44H65L64 45V43H66ZM74 41V42H73ZM105 41H106V39H105ZM126 41V42H125ZM129 41L131 42V43H129ZM147 41V43L145 44V42ZM156 41V42H155ZM229 42L231 41L232 43H233V46L235 45L234 44V40H228ZM228 41H225L221 46L219 45V49H217V47L216 48H213V49H208L207 51L208 52H206V59H205V61L204 60H198V59H200L201 57H197V60L195 59V58H192L191 59V57H187V58H183V60H182V57H180V56H177L176 58H175V60H179V62L181 61V63H184V66H186L187 68H190V73H189V69H187V71L185 72V79L183 80V82L186 84L187 82H188V84H189V82L190 81H195V80H193V79H196L197 80V78H196V74H195V72H194V70H197V68H198V70L200 71L201 69L202 70H204V72H202L201 74H203V75H208V72L211 74V73H215L216 74V72H218L219 71V73H220V76L223 74H225V71L227 70V65H225V63H227L226 62V59L228 58L227 56L229 55V57H231V56H233V52H231L232 51V48H234L233 46H232V44L231 43H229ZM5 42H6V44H5ZM64 42V43H63ZM74 43V45H73V43ZM75 42L77 43V45L75 44ZM107 42V41H106ZM151 42V43H150ZM227 42V43H226ZM46 43V44H47ZM81 43V45L79 46V44ZM91 45H90V44ZM157 43V44H156ZM251 43H252V41H251ZM2 44H3V46H2ZM84 44H85V46H84ZM86 44H88L89 46H88V49L90 48L91 50H86L85 48H87V45ZM113 46H114V44L113 43H111ZM142 44V45H141ZM145 44V45H144ZM152 44H154V45H152ZM249 45H247V44H245V47L247 48L246 50H250L251 48H253L254 47V43L253 44H250V42L248 43ZM5 45H7V46H5ZM62 45H64V46H62ZM76 45V46H75ZM120 45H121V47H120ZM72 46V47H71ZM82 46H83V49H85V51L82 49L81 50V48H82ZM155 46V47H154ZM224 46V47H223ZM251 47V48H248V47ZM62 47V48H61ZM69 47H71V49H68ZM74 47V48H73ZM92 47V48H91ZM134 47H137V49H136V51H135V53L136 54H133V52L134 51H132V49L134 48ZM149 47V48H148ZM232 47V48H231ZM3 48V49H2ZM122 50H121V49ZM64 49H66V50H64ZM126 49V50H125ZM226 49H227V51H228V53H226L225 51H226ZM62 50H64V51H62ZM69 50V51H68ZM81 50V51H80ZM118 50H120V51H118ZM118 51V52H117ZM210 51V52H209ZM225 53H224V52ZM59 52H62L61 54L59 53ZM70 52L72 53V54H70ZM75 52V53H74ZM87 52H88V54H87ZM132 52V53H131ZM224 54H223V53ZM230 52V53H229ZM123 53V54H122ZM144 53V52H143ZM151 53V54H152ZM222 53V54H221ZM247 53H249V52H247ZM66 54H67V57L68 58H65V56H66ZM68 54H69V56H68ZM128 54V55H127ZM130 54V55H129ZM208 54V55H207ZM231 54V55H230ZM218 55H220L219 57H217ZM243 55H245L244 53H243ZM247 55V54H246ZM1 56H3V57H1ZM6 56V57H5ZM62 56V57H61ZM86 56L84 57V59H86ZM126 56H128V58L126 57ZM132 56H133V58H132ZM136 56V58H134ZM143 56V55H142ZM210 58H209V57ZM70 57H71V59H70ZM103 59L105 58V56L104 55H102L101 56ZM163 57H165L164 56V53H163V56H162V58H161V61H162V63H164L165 62V58H163ZM208 57V58H207ZM216 57L218 58L217 60H216ZM220 57H222V58H220ZM227 57V58H226ZM241 57V56H240ZM122 58H123V60H122ZM211 58H215V60H216V62H215V60H214V62H213V59L211 60ZM225 58V59H224ZM65 59V60H64ZM102 59V60H103ZM128 59V60H127ZM158 59V58H157ZM185 59L188 61V63H186L187 61H185ZM195 59V60H194ZM230 58H228V60H229ZM209 60V61H208ZM219 60V61H218ZM227 60V61H228ZM230 60H232V59H230ZM5 62V64H4V62ZM126 61H127V63H126ZM158 62H160L161 63V61H160V59L159 60H157ZM194 61V62H193ZM3 62V63H2ZM7 62V63H6ZM104 62H106V61H100V63L99 64H101V63H103V64H105ZM124 62V63H123ZM214 63V64H218V65H208V63ZM161 63V64H162ZM186 63V64H185ZM193 63L195 64V65H193ZM204 63V64H203ZM205 63H207L206 64V66H205ZM3 64V65H2ZM116 64V63H115ZM6 65H7V67H6ZM16 65V66H15ZM25 65V66H24ZM117 65V64H116ZM189 65H192V67L191 66H189ZM197 65V66H196ZM205 67H204V66ZM207 65H208V67H207ZM193 66H195V67H197L196 69L193 67ZM203 66V67H202ZM16 67V68H15ZM21 67V68H20ZM25 69H24V68ZM33 67V66H32ZM95 67V66H94ZM98 67V66H97ZM97 67H95V68H97ZM133 67V69H135ZM172 67V66H171ZM202 67V68H201ZM216 67H219V69L220 70H217L216 71ZM15 68V69H14ZM95 68H93V69H89V70H92V72H94V70H95V72H96V70L97 69H95ZM166 68H168V67H166ZM207 68V69H206ZM222 68V69H221ZM20 69V70H19ZM27 69V70H26ZM79 71H82V73L80 72H78V74H80V75H85V73H83V71L84 72H86V70H82V68L81 67H79ZM18 70V71H17ZM29 70V71H28ZM88 70V69H87ZM136 70V69H135ZM135 70H132V74H135ZM166 70V71H165ZM228 70H229V68H228ZM20 71V72H19ZM28 71V72H27ZM223 72V73H221V72ZM25 72V73H24ZM27 72V73H26ZM165 72V73H164ZM172 72H173V74H172ZM206 72V73H205ZM230 72V71H229ZM228 71H227V73L225 74V76L223 77V75H222V77L223 78H221L220 76H218V74H217V77L216 78H218V77H220L219 78V82H218V80H214V81H211L212 83V86H211V90H213L212 92L214 93V90L215 89H219L220 91H219V96H221V97H219V100L220 99H222V100H218L219 102L217 103V104H215L214 105V103H213V106H214V108L216 109L217 107V105H219L218 106V110H219V113L217 112V110H215L213 107H212V109L214 110V111H211L210 113H209V115H212V114H214V116L212 117V116H209L208 114L207 115H204V114H201V116H200V119L202 118V116L203 117H208L209 116V118L210 119H212L213 121L212 122H214V124L213 123H211V124H208L207 123V120H208V118L206 119H204V120H206V122H205V124L204 125H206L207 124V126L208 125H211V126H214L215 127V129L217 130L218 128L220 129V132L221 133H219V129L217 130L218 131V133H216L217 134V136H218V134L220 135V134H222L223 135V137H224V135L226 134V135H228L229 133L228 132H230V131H236V129L235 128H238V126H241L242 128L243 127H245L246 125L247 126H251V123H252V121H254L256 118L254 117V116H256V115H258L259 113H253V107L251 106L250 107V105L249 104H243V107H244V110H246L245 111V113L243 114V117H242V120L240 121V119H238V115L237 114H235L234 113V116H233V114H232V112H231V110L232 109H230V106H231V104L232 105H234L231 101H233V94L232 93H230V90L232 89L231 87H234V86H232V85H234V83H232L233 81H232V74H228L229 73ZM5 73H6V75L8 74L9 75V79H6V78H4V76H5ZM163 74V76H162V74ZM231 73V72H230ZM73 74V73H72ZM156 74H158L157 76L158 77H156L155 78V76H156ZM167 74V75H166ZM169 74H170V78H169ZM7 75V76H8ZM69 75H71V74H69ZM69 75H68V77H67V74H66V80H68V79H70V81H66L68 84H70V82H71V84H70V86L67 88V86H65L67 89H73L74 87L76 88V85H77V88L78 87H80V86H78V84L80 85V82L79 81H77V79H76V77L75 76H73V75H71V76H73V77H69ZM107 75V74H106ZM106 75H99L100 76V78H103L102 80H109L108 78H106L107 76ZM135 75H138V73L136 72V74ZM175 75H176V77H175ZM17 76H18V78H17ZM165 76V77H164ZM193 76V77H192ZM226 76H227V79H229L228 81H227V83H226V86L224 85V84H222L220 81H222L223 83L224 82H226ZM15 77H16V79H15ZM22 77H24L23 79H25V80H23L22 79ZM135 77H138V78H135V79H139L141 76H140V74L138 75V76H135ZM166 77H168L169 79H170V81L168 82L167 81V79H166ZM175 77V78H174ZM179 74L178 73H176L175 74V72L172 70V68H170V70L169 69H162V71L161 72H158V73H155L154 75H153V77L149 80V82L147 83V80L145 79H143V80H141L140 82H143L142 84L139 82V80L137 81L136 80V85H138L137 87H138V89H136L137 87L135 86V88H134V92H135V90H136V92L134 93V96L136 95V97H147V96H150V95H153L157 90H155V86H157V85H159V84H161V83H165V87L166 88H168V89H172V88H174L175 87V85H176V83H178V82H175L174 80L172 81V79L174 78L176 81H178L179 80ZM188 79H187V78ZM41 78V77H40ZM74 78V79H73ZM159 78H161L160 79V81H158L157 82V80H159ZM162 78H164V80L162 79ZM189 78H191V79H189ZM193 78V79H192ZM224 78H225V80H224ZM155 79V80H154ZM166 79V80H165ZM168 79V80H169ZM18 80V81H17ZM26 80H28L27 81V83H25L26 82ZM42 81H44V79H41ZM40 80V81H41ZM75 82H74V81ZM187 80V81H186ZM190 80V81H189ZM10 81V82H9ZM23 81H25V82H23ZM153 81H156V82H153ZM30 83V85H29V83ZM33 82V83H32ZM78 82V83H77ZM137 82H139V83H137ZM145 82H146V86L144 85L145 84ZM161 82V83H160ZM172 82V83H171ZM220 84V85H222V86H220L218 83ZM31 83H32V85H31ZM73 83H74V85H73ZM126 81H124V82H122L121 84H123V86H124V90H125V87H126ZM150 83V84H149ZM21 84V85H20ZM121 84H119V88H122L123 86L121 85ZM125 84V85H124ZM154 84V85H153ZM156 84V85H155ZM171 85L170 86V88H169V85ZM172 84L174 85L173 87H172ZM230 84V85H229ZM29 85V86H28ZM39 85L40 84H38L37 86L39 87ZM49 85V84H48ZM48 85L47 86H45L46 88V93L48 94V92L49 93H51V94H46L47 95V100H48V103H47V100H46V108L48 109V108H54V109H57V107L59 106V104H55V105H53V104H51V102H49L50 101V97H52V93H53V90H52V88L54 87V85L52 86V85H50L49 87H50V89H49V91H47V89L49 88L48 87ZM71 85L73 86V87H71ZM121 85V86H120ZM51 86H52V88H51ZM145 86V87H144ZM224 86V88H222ZM231 86V87H230ZM29 87H31V89L29 88ZM38 87H36L37 89H39ZM140 88V89H139ZM153 88V90H151V89ZM54 89V88H53ZM208 90V92L207 91H205L204 92V94H206L207 96H208V94L211 92V90ZM230 89V90H229ZM7 86H5V87H3L2 88V90H0V103L1 102H3V100L4 99H13V100H15V101H17V102H20V101H22V100H24V98H26V100H27V97H28V95L27 94H25L24 92H22V91H13V92H10V91H8L7 92ZM32 92H31V91ZM122 90V89H121ZM228 91V97L226 96L225 97V95H227V91ZM152 91H155V92H152ZM225 93H224V92ZM5 92H6V94H5ZM21 92V93H20ZM30 92V93H29ZM120 92V91H119ZM123 91H121V94L119 93L118 95H116L115 97H113V96H109V102L110 103H114V102H116V107L114 108V110H113V114L111 115L112 117H113V119L114 118H116V119H114V120H112L111 118V116L110 115H108V113L106 112V111H104L103 112V117L101 116V115H97L98 113V111H99V114H100V110H104V106H103V103L101 102V101H103V99H101V101L98 99V100H96L95 102H94V100L93 99H91V97H89V95H91V94H87L86 96H88V97H85V98H87V99H84V103H87L89 106L91 105V104H93V105H91V107H96L98 104H100L99 106H97L95 109L94 108H91V107H89V106H87V104H84L85 106H84V108L82 109V110H80L81 112L82 111H90L89 112V114H90V116L92 115V117H97L98 116V118L96 119V118H90V119H92V124H93V121L95 122L94 124H93V126L94 127H97V126H100L101 125V123L103 124L104 123V125L106 126L105 127V129H104V127L103 128H101V126H100V128L98 127L97 128V130L99 131V133L97 134V135H99L100 134V136L99 137H101L102 135H104V136H108V138L111 136V138H112V135H114L115 136V132H117L118 131V129H120V127L122 128V126H123V129H121V130H131V128H134L135 127V124H131V121H133L134 120V122L137 120V121H140L141 120V113L137 110V108L134 106H131L132 105V103H131V101H130V103L129 102H127V101H129V100H127V101H124V100H120V99H122L121 97H122V95L124 96L125 95V93L123 92ZM142 92V93H141ZM208 94H207V93ZM210 93L209 94V96L210 95H212L213 93ZM223 92V93H222ZM150 93V94H149ZM222 93V94H221ZM25 95V97H24V95ZM140 94H141V96H140ZM232 96H231V95ZM49 95H50V97H49ZM222 95H224V96H222ZM230 95V96H229ZM261 95V94H260ZM20 96H23V98L22 97H20ZM120 96V97H119ZM125 97V96H124ZM123 97V98H124ZM206 97V96H205ZM21 98V99H20ZM201 98V101L203 100V101H208V102H213L212 101V98L210 99V97H207V98H202V97H200ZM200 98H199V100H200ZM113 99H114V101H113ZM115 99H119L120 101H118V100H116L115 101ZM207 99V100H206ZM228 99H230V100H228ZM91 102H90V101ZM196 100H197V98H196ZM87 101V102H86ZM99 101V102H98ZM112 101V102H111ZM124 101V104L123 103H121L120 105H118V103L117 102H123ZM195 101V100H194ZM222 101H223V103H222ZM228 101V102H227ZM93 102V103H92ZM97 102V105H95V103ZM101 102V103H100ZM104 102V101H103ZM193 102V101H192ZM197 102V101H196ZM231 104H230V103ZM112 103V104H113ZM126 103V104H125ZM222 103V104H221ZM229 103V104H228ZM249 103H252V102H249ZM102 104V105H101ZM131 104V105H130ZM229 105V106H227L228 108L226 109V106L225 105ZM95 105V106H94ZM124 105V106H123ZM125 105H126V107H125ZM127 105H129V107L127 106ZM5 106V105H4ZM101 106H102V108H101ZM165 106H167V107H165L164 108V113H166L165 112V110H167L168 109V111L167 112H169L170 111V109L171 108H169V104H166ZM221 106L223 107V109L221 108ZM0 109L2 110V108H3V106L2 105H0ZM60 107V106H59ZM86 107H88L89 109H87ZM118 107H120V108H118ZM171 107V106H170ZM233 106H231V108H232ZM248 109H247V108ZM52 108V109H53ZM92 110H91V109ZM122 112L123 111V114L121 115L120 114V111L118 110V109ZM167 108V109H166ZM235 108V107H234ZM12 108H10L9 110H11ZM126 109V110H125ZM131 110L132 109V111L130 112V113H128V114H130L129 116H130V118H131V116H133V114H135V116H134V118L132 117V119L130 120L129 118H128V116H127V118L128 119H125L124 120V118H126L125 116H124V114H126L127 113V110ZM221 109V110H220ZM49 110V109H48ZM119 111V112H116V111ZM125 110V111H124ZM50 111V110H49ZM85 111V112H86ZM91 111H92V113H91ZM96 112L97 114H94V112ZM135 111V112H134ZM171 111H173V108L171 109ZM217 113H216V112ZM222 111L223 112H225V113H222ZM249 111H252V112H249ZM134 112V113H133ZM228 112V113H227ZM88 113V112H87ZM115 113V114H114ZM133 113V114H132ZM171 113V112H170ZM227 113V114H226ZM247 113H249V114H247ZM253 113V114H252ZM89 114H87V116L86 117H84L83 118V120H82V122L84 121V123H82L81 124V126H82V131L81 132H85V131H88L87 129V127H89V129H91L92 130V128H94V127H92V126H89L88 125V122H90V125H92L91 124V120L89 119V121H86L87 120V117H88V115ZM117 114H120V116H122V117H124V118H122L123 119V121H122V123L120 122V120H119V122L120 123H118L117 124V120L118 119H120V118H117L119 115H117ZM256 114V115H255ZM95 115H97V116H95ZM107 115V116H106ZM216 115V116H215ZM227 115H228V117H227ZM254 115V116H253ZM102 118H101V117ZM222 116V117H221ZM231 116V117H230ZM247 116H249V117H247ZM252 116V117H251ZM100 117V118H99ZM104 117H106L105 118V120H103L104 119ZM111 117V118H110ZM212 117V118H211ZM214 117H218V118H214ZM234 117V118H233ZM237 117V118H236ZM244 117L246 118L245 119V121L247 122V120H250V121H248V123H246V124H244ZM86 118V119H85ZM89 118V117H88ZM228 119V120H225V119ZM229 118H231V120L232 119H234V120H232V122L230 121V119ZM248 118V119H247ZM254 120H253V119ZM108 119H111L112 121H113V124L111 123V120H108ZM121 119V120H122ZM136 119V120H135ZM209 119V120H210ZM221 119L223 120V123H222V121H221ZM235 119H236V122L238 123V124H241V125H238V124H236V122H235ZM11 121H9L8 122V124H15V123H12V119H10ZM14 120V119H13ZM96 120L98 121H100V125H99V123L97 122L96 123ZM103 120V121H102ZM106 120H108V121H106ZM116 120V121H115ZM128 120H129V122H128ZM177 120H179V121H177V123H179L180 125L178 126V124H176V126L177 127H181L182 125H185V124H188V121H186V119H182L181 120V118H179V119H177ZM204 120H201V121H204ZM208 120V122L210 123V121ZM217 120H218V126H217ZM256 121H258V120H255L254 122H256ZM87 122V123H86ZM106 122V123H105ZM134 122H132V123H134ZM182 122V123H181ZM221 122V123H220ZM224 122H225V128L224 127H222L223 125H224ZM228 122V125H226V123ZM242 122H243V124H242ZM250 122V123H249ZM253 122V123H254ZM140 123H141V121H140ZM175 123H176V121H175ZM229 123H230V125H231V123H232V125H234L233 123H235V125H238V126H235V128L234 127H232V125L230 126L229 125ZM112 125V127L110 128V129H108L111 125ZM119 124L121 125L120 127H117V126H119ZM123 124V125H122ZM125 124H127L126 125V127H128V128H124L125 127ZM131 124V125H130ZM142 124V123H141ZM182 124V125H181ZM213 124V125H212ZM255 124V123H254ZM253 124V125H254ZM86 125H87V127H86ZM103 125V126H104ZM109 125V127L107 128V126ZM219 125L221 126V128L219 127ZM131 126H133V127H131ZM217 126V127H216ZM86 127V128H85ZM91 127V128H90ZM114 127V128H113ZM85 128V129H84ZM106 128L108 129L107 131H109L110 130V132L108 133L107 131H102V130H106ZM101 129V130H100ZM113 129V131L114 132H112L111 130ZM114 129H116V130H114ZM199 129V128H198ZM228 129H230V131L228 130ZM232 129H235V130H232ZM194 131L196 130V129H193ZM224 130V131H223ZM97 131V132H98ZM191 129L189 130L188 129V133H190V136H191V134H193V136L190 138L191 139V143L193 144L194 142H193V140L195 141V142H197L198 143V146L199 145H201L202 143H203V141L204 140H206V137H205V135H203V132H201V131H203V130H201V129H199V130H196V134L194 135V131L191 133ZM197 131H198V133H197ZM106 132H107V134H106ZM201 132V133H200ZM224 132V133H223ZM153 132L152 131H148L147 132V134H146V137L149 135V136H151V137H147L146 138V141H147V143H150L149 141H151V143H152V139H150V138H152L153 137V139L155 140V141H157V139L155 138V135L154 134H152ZM188 133H184V134H182L181 135V137L183 138H181V144H180V146H182V147H185V146H190V145H192L191 143H189V142H187V141H190V139H189V135H188ZM200 133V134H199ZM43 134V135H42ZM187 134V136H189V137H186L185 135ZM202 134V135H201ZM45 135V136H44ZM199 135V136H198ZM222 135H220L219 136V140L222 142V140H223V138L221 137ZM225 135V136H226ZM113 136V137H114ZM203 136V137H202ZM2 137V136H1ZM1 137H0V139H1ZM4 139H7L8 138V136L6 135H4ZM41 137L43 138V140L45 141V138H46V132L44 131H42V133H41ZM40 137V138H41ZM106 138V137H105ZM188 138V139H187ZM222 138V139H221ZM200 139V140H199ZM247 138H245L244 137V140L242 141V139L240 140H238L237 141V143H236V147H243V145H244V143L247 141L246 140ZM153 140V141H154ZM159 140V139H158ZM183 140V141H182ZM246 140V141H245ZM251 140H254V142L253 141H251L252 143H253V145H252V143L250 144L251 146H250V148L252 149V151H251V149H250V153L253 155L252 157H256L255 155H258L257 153L258 152H260V150L262 149V147H263V144L261 143V142H259V140H255V139H251ZM39 141V140H38ZM44 141H42V143H41V146L44 144ZM160 141H162V140H159V141H157L158 143L160 142ZM39 142H41V141H39ZM156 142V143H157ZM187 142V143H186ZM239 142L241 143V144H239ZM244 142V143H243ZM258 142V143H257ZM161 144H159V145H162L163 143H164V141L163 142H160ZM188 143H189V145H188ZM201 143V144H200ZM243 143V144H242ZM255 143H257V144H260L259 145V147H257V148H259V150L257 149L256 150V146H258L257 144H255ZM37 144H40V143H38L37 142ZM36 144V145H37ZM183 144V145H182ZM184 144H185V146H184ZM223 144H225L226 146H227V143H224L223 142ZM262 144V145H261ZM240 145V146H239ZM33 146H34V148L36 149V147H35V145L33 144ZM40 146V147H41ZM234 146V147H235ZM262 146V147H261ZM79 147H80V149H79ZM78 147V149H77V151H75L74 153H67V152H65V153H63V157H65L66 156V158H68L69 160L68 161H70V162H73V161H75V159L77 158V156H78V154L80 155V154H82L83 153V151H82V149H81V146H79ZM222 147H223V145H222ZM234 147H233V151H237L238 152V154L240 155V161L239 162H244L245 164H242L243 166L241 167H239V174L240 175H242V176H244V177H250V176H252V174L253 173H246V172H244L245 170L247 171V170H249V165L247 164V161L249 160V159H247V158H249V157H247L246 159L245 158H242V154H243V152H241V149L239 148H237L236 149V147H235V150H234ZM69 148V146H67V149ZM38 149V148H37ZM219 149H221V148H219ZM263 149H264V147H263ZM38 150H40V148L38 149ZM81 152H80V151ZM133 151V152H131V151ZM137 150V149H136ZM222 150V149H221ZM223 150H225V148L223 149ZM254 150H255V152H254ZM103 151H106L105 150V148H104V150ZM120 151H124L125 153H123V155H125L124 157L125 158H127V160H130V154L132 155L133 153H135V150L133 149H128L127 151L125 150V149H120L118 152H120ZM240 151V152H239ZM257 151V152H256ZM117 151H115V153H116ZM131 152V153H130ZM138 152H141V151H138ZM128 153H130V154H128ZM77 155V156H76ZM55 156V157H54ZM54 156H53V158L51 159L50 158V162L49 161H47V163H49V164H46V166H50L49 168H50V170H53L54 168H55V164H56V159L58 160L59 159V156H60V151H58L57 153H55L54 154ZM128 156V157H127ZM244 156V155H243ZM123 157V159H125ZM147 160L146 161H149V160H151L150 158H149V160H148V158H146ZM245 159V160H244ZM126 159L125 160H123V162L124 163H126V164H124L123 162L122 163H117V173H118V168L121 166V168L120 169H123V167H125L126 168V165L130 162V161H127ZM203 159H200V160H197V163L199 164V162L198 161H202ZM228 160L230 161V164H235V162L233 163V162H231L232 160H231V157H228ZM244 160V161H243ZM36 161V162H35ZM35 161L33 162L32 160H30V162H31V164H33V167H35L34 165L36 164V166L37 165H39L38 164V162H39V160L36 158L35 159ZM38 161V162H37ZM29 162V163H30ZM131 162H135V163H132L131 164V167H133V169H136V170H134L135 172H136V174H137V176H138V182L140 181V179H141V181L140 182H142L143 180H146L147 178L149 179L151 176H152V173H156V172H159L160 171V169L158 168V166H156L155 164H151L150 166L147 164L146 165V163L145 162H143V163H145V165L146 166H144V164L142 163V162H138V161H136V160H133V161H131ZM130 162V163H131ZM138 162V163H137ZM239 162L237 161V164H239ZM40 163V162H39ZM55 163V164H54ZM136 164V165H135ZM124 165V166H123ZM144 166V167H143ZM153 166V167H152ZM141 167H143V168H141ZM150 167V168H149ZM157 167V168H156ZM244 167V168H243ZM263 167H264V165H263ZM152 168H154L153 170H152ZM242 168H243V170H242ZM132 169V168H131ZM149 169V170H148ZM148 170V171H147ZM151 170V171H150ZM158 170V171H157ZM263 171H264V168L262 169ZM147 171V172H146ZM151 174H150V173ZM243 172V173H242ZM179 173H181L182 175H179V176H181V177H183V178H185L184 177V173H182V172H179ZM98 174H101V172L99 171V172H97L96 173V177H95V179H94V177L93 178H91L90 180L91 181H95L94 183H97L98 181H101L102 179H103V177L102 176H100V175H98ZM249 176H248V175ZM97 175H98V177H97ZM102 175V174H101ZM188 174H185V176H186V180L189 182V184H188V187H189V189L190 190H195L194 192H198V191H196V189H203V191H199L198 193L199 194H201V197H199V198H202L201 200H202V202H200L201 200L198 198V197H194L195 198V200H197V199H199V201L197 200V203L198 204H196V205H194L195 203H196V201H195V203L193 204V206H194V209H195V207H196V209L198 208V209H200L202 212H204V211H206V210H209L210 209V207H212L213 208V210H217L218 208H219V206L221 205H219L218 204V206H217V203H223L222 202V200H223V198H224V200H226L225 199V196H226V198H227V201H225L221 206H220V208L219 209H221V211H222V207H224V209H230V207L231 208H233L232 207V205H234V207L235 208H233V209H237L236 211H235V213H233L231 210L230 211H226V212H219V216L217 215H215V217L216 218H219L218 220H219V223H221L222 225H220L219 224V227L220 228H218L217 230H216V234H217V236H213V237H218L219 235H220V237H219V240H221V238H225V239H230V235H227V234H231L232 232L234 233V232H236V231H240V230H243V229H240L241 228V226L245 229V230H247L248 231V229H249V231H250V229L252 228V226L254 225V223L256 222H253L252 220L255 218V220H258V221H260L261 220V218H260V216L259 215H262V214H260L259 212H257L258 210H259V205L258 204H264V202H260V200H263L264 199V189L263 188H261L262 187V184H263V182H264V180H263V178H261L262 180L260 181V178L259 177H256V178H259L258 180H257V182H256V180L253 178V187L255 188V186H256V188L258 189V191H257V189H256V197H260V198H262V199H260L259 200V202H249V201H247V202H245V203H242V204H244V205H241V203H240V201H238L240 204V206H237L238 205V202L236 201V198H235V201L237 202H234V198L232 199V195H230V194H233L236 190H234L233 188V186L231 185V183H225V184H228V185H226L225 187H223V185H222V183H221V180H219V181H217V183H215L216 181H210L212 184H208V182L206 183H203V181H201L200 179H199V181L198 182H196L195 180H196V177H192V175H191V177H188L187 176ZM190 176V175H189ZM102 177V178H101ZM140 177V178H139ZM142 177H143V180H142ZM146 178V179H145ZM187 178H189L190 180H188ZM191 178H193V180L191 179ZM195 178V179H194ZM198 178V177H197ZM205 178V177H204ZM100 179V180H99ZM113 181H111V180H109V181H107L108 182V184H110V186L112 187H110L108 184H107V182H106V184H107V186H108V188L109 189H113L114 190V188H115V185H117L115 182H114V179H112ZM198 180V179H197ZM255 180V181H254ZM147 181H149V180H147ZM147 181H146V183H147ZM191 181V182H190ZM194 181L196 182V184H194ZM263 181V182H262ZM139 182V184L141 185V187H139L140 185L138 184V190H137V193H139V194H135V196H134V198H136V200L133 198V197H127V196H129V195H126L127 194V190L126 191H124L123 190V188L121 187V189L119 190L120 192H119V194H121V196L119 195V197H114V202L111 204V203H109L110 205H106L108 202H107V198L108 197H104L105 198V200L103 199V196H100V197H93L94 199H93V201H95L94 202V204H95V206H92V205H94V204H92V203H90V204H88V206L90 205V207H92V208H95L94 210H96L97 211V206H101V212L102 211H105V213H106V210L105 209H107V207H109V206H111L112 207V213H114V212H116L115 214H111V213H107L105 216H106V220L105 221H108V223L109 224H106V225H112V224H114V223H119V222H121V220L120 219H122L123 220V218H121V217H123V216H120V215H124L125 217V219L126 220H135L134 218H136V220H138V221H140V222H144V221H146L147 219H149L150 218V216H151V213H152V216H151V218L152 219H154L155 217H159V215H161L162 213H167L168 212V209H170L172 206L170 205V203L171 204H173L174 203V201H176V200H180V199H182V198H184V197H173V195L171 194V192H169V190H167V189H159L158 187V189H150V191H146V189H144V186L145 185H143V183H145V181L144 182H142V183H140ZM200 182H202L201 184H199ZM194 185H193V184ZM261 183V184H260ZM113 184H115L114 185V187H113ZM203 184H205L204 186H203ZM207 184L210 186V188L212 187V189H210V188H208V189H204V188H206L207 187ZM215 184V185H214ZM254 184H255V186H254ZM261 185L260 187H259V185ZM20 183L18 184V187H20ZM58 185H61V182L58 180ZM74 185H75V183H74ZM193 185V186H192ZM197 185V186H196ZM212 185V186H211ZM221 185V186H220ZM42 186V187H41ZM79 185H76L74 188H73V190H72V192L70 191V193L68 192L67 193V191L65 192V191H63V192H65V193H67L68 195H69V197L71 198V197H74L75 195H78V196H80V193H79V187H78ZM128 185H126L125 187H124V189H127L126 187H127ZM143 186V187H142ZM190 186H192V189H191V187ZM196 186V187H195ZM202 186H203V188H202ZM208 186V187H209ZM215 186V187H214ZM258 186V187H257ZM44 186L43 185H41V184H39L38 185V188L39 189H42ZM147 187V186H146ZM149 187V186H148ZM148 187H147V190H148ZM151 187V186H150ZM198 187V188H197ZM143 188V189H142ZM196 188V189H195ZM216 188H218L217 190H216ZM226 188V189H225ZM143 191H142V190ZM210 189V190H209ZM224 189V190H223ZM141 190V191H140ZM145 190V191H144ZM152 190H153V192H152ZM155 190V191H154ZM204 190H207V191H213V192H215V191H219V192H222V193H225L226 195L222 198V193L219 195V199L218 200H220V198H222L219 202H217L215 205L216 206H214V203H212V204H210V205H212V206H209V207H206V200H204L203 201V199H204V195H203V192H204ZM261 190V191H260ZM77 191V192H76ZM156 191H158V192H156ZM164 191V192H163ZM165 191H167V193L165 192ZM234 191V192H233ZM124 194H123V193ZM153 193V196H152V193ZM154 192H155V194L156 193H158V195H155L154 194ZM163 192V193H162ZM259 192V193H258ZM75 193V194H74ZM160 193L162 194V195H160ZM204 193H206V192H204ZM229 194V196H231V197H229V196H227L228 194ZM262 193V194H261ZM64 194V193H63ZM72 194V195H71ZM123 194V195H122ZM163 194H169L168 196L167 195H165V197H164V195ZM250 194V193H249ZM248 194V195H249ZM254 193H252L251 192V197H252V195H253ZM260 194H261V196H260ZM71 195V196H70ZM74 195V196H73ZM126 195V196H125ZM140 195V196H139ZM202 195H203V197H202ZM234 195V197H235V195L236 194H233ZM258 195V196H257ZM123 196H125V198L123 197ZM137 196V197H136ZM158 196H160V197H162L163 198V200L161 199V200H158V199H160V197L159 198H156V197H158ZM172 196V197H171ZM68 197V199H70ZM123 197V198H122ZM228 197H229V199L231 200H229L228 199ZM236 197H240L239 195L237 196L236 195ZM246 197H247V195H246ZM248 197H250V196H248ZM253 197L254 198H256L255 197V195H253ZM8 200H9V202L10 203H12V201H13V203H15L16 202V200L14 199L15 197H11V195H10V197H6ZM13 198V200H10V199H12ZM25 199L27 198V197H24ZM60 199H62L63 201L65 200L66 202H68L69 201V203L72 201L71 199H73V198H71L70 200H67V197L65 198V197H59ZM75 199H74V201L76 200V199H79L78 197L76 198V197H74ZM95 198H99L98 200L97 199H95ZM121 200H120V199ZM170 198H172V200L170 199ZM117 199V201H115ZM118 199L120 200V202H118ZM127 199V200H126ZM141 199V200H140ZM104 200V201H103ZM125 200H126V203L124 204V202H125ZM130 200H133V202L131 201L130 202ZM139 200H140V202H139ZM157 200V201H156ZM229 200V201H228ZM253 200V199H252ZM256 200V199H255ZM15 201V202H14ZM92 201V202H93ZM97 201H99V202H97ZM103 201V204H101V202ZM121 201H122V203H121ZM138 201V202H137ZM161 201H163L164 202V205H162L160 202ZM251 201V200H250ZM65 202V203H66ZM104 202H106V203H104ZM204 203L205 205H203V204H200V203ZM228 202V206L226 207V203ZM12 203V204H13ZM98 203V204H97ZM129 203V204H128ZM131 203V204H130ZM158 203H160L159 205H158ZM230 203V204H229ZM248 203H250V204H248ZM253 203H254V205H253ZM100 204V205H99ZM115 204H117V205H115ZM124 204V205H123ZM134 204V205H133ZM200 204V206L202 205V208H200V206H198ZM208 204V205H209ZM236 204V205H235ZM245 204H247L246 206L248 207L249 205H250V207H248V211H250V215L249 216H253L252 218H250V219H252L251 221H252V223H250L251 224V226L249 227V226H247V225H245V220H242V219H244L245 218V215H246V218L247 219H249L248 217H247V215H248V213L246 214V212H245V214H243L244 215V217L242 218L241 216H238L237 214H238V212L239 211H241V213H242V209L244 208V207H241V206H245ZM4 205V206H3ZM2 205V207H0V217H2V216H4V213L6 214V212H4L3 210H6L5 209V203ZM123 205V208H124V210H122L123 208L122 207H118V206H122ZM126 205H128V206H126ZM133 205V206H132ZM137 205V206H136ZM142 205V206H141ZM162 205V206H161ZM169 205V206H168ZM231 205V206H230ZM255 205H256V207H255ZM1 206V205H0ZM38 206V205H37ZM44 205L43 204H41V205H39L38 207H40L39 209L40 210H38V211H35L34 212V210H33V208H32V212H34V213H31V210L30 209H28V211H29V213L28 212H26V210L25 211H23V215H22V217H24V219L23 218H21V220H23V222L21 221H17L16 223H15V231H9V229H11V225H5L4 226V228H5V230H4V228H3V231H5L4 232V234L6 233V236L8 235L9 237L11 236H15L13 239L15 240V238L16 239H18L19 237H25L26 236V234L28 235V233L30 234V232H28V231H31L32 229H33V225H34V223H35V219H36V216L39 214V212L40 211H42L43 213H44V215L46 214L45 212H46V209L43 207ZM65 206H67V207H64V206H62V207H64V208H69L70 207V205H69V207H68V203H66L65 204ZM114 206V207H113ZM132 206V207H131ZM144 206V207H143ZM156 206H159L158 208H161L160 210L162 211V212H160L159 211V213H157L156 211H157V209H156ZM161 206V207H160ZM165 207V208H167V209H165V210H163L162 209V207ZM171 206V207H170ZM241 207V208H237V207ZM37 207V208H38ZM45 209V211H44V209ZM90 207L89 208H87V210H89L90 209ZM128 207V209H125V208H127ZM140 207V208H139ZM214 207H216V208H214ZM247 207L246 208H244V211L247 209ZM251 207H253V209H251ZM254 207H255V209H257L256 211H254V212H256L255 214H257V215H252V210H254ZM28 208H30V207H28ZM37 208H35L36 210H37ZM62 209V210H64V213H65V210L68 212V210H69V212L70 213H72L73 215H69L70 217H72V221L73 220H75L76 221V219H77V217L79 218V219H81L80 220V223H77V222H70L71 221V218L69 217L68 218V216H67V218L68 219H70V224L71 223H77L78 225H82L83 224V222L85 221V220H87V217L86 216H84V217H82V215L80 216L78 213H80L81 211H79V208L77 209V210H75L74 208H73V210H72V207H70L68 210L67 209ZM117 208V211L115 210ZM139 208V209H138ZM205 208H207L206 210H205ZM251 210H250V209ZM25 209H27V208H25ZM42 209V210H41ZM136 209H138V211H136ZM232 209V210H233ZM71 210V211H70ZM80 210H82V212L81 213H83V209L81 208ZM125 210H126V213H125ZM128 210H129V212H132L133 210H135L134 212H136V213H132V214H129V212H128ZM141 210H142V212H141ZM199 210V211H200ZM78 213H77V212ZM124 211V212H123ZM163 211H165V212H163ZM224 211V210H223ZM247 211V210H246ZM247 211V212H248ZM252 211V212H251ZM41 212V213H42ZM155 212V213H154ZM186 212V214H188V215H185V214H183V213H185ZM185 212H181V215H182V218H181V215H180V225L178 226V228H179V230L181 229V230H183V228L185 227V228H188V227H195V229H193L192 231H193V233L195 234L196 233V235H194V237L196 238V239H198V238H200V237H202L203 235L205 236L208 232L207 231H205V229L204 228H202L203 226L201 225V224H198V225H195V224H193L192 225V223L190 222V221H192V219H193V214H192V218H191V213L192 212H188V211H185ZM217 212V211H216ZM228 212V215H231L232 213V215L231 216H228L226 213ZM230 212H231V214H230ZM254 212H253V214H254ZM28 213V214H27ZM103 213V212H102ZM121 213V214H120ZM128 213V214H127ZM140 213H142V214H140ZM150 213V214H149ZM154 213V214H153ZM240 213V212H239ZM240 213V214H241ZM33 214H34V218H33ZM37 214V215H36ZM63 214V211H61V213L56 217V220L58 219V218H60L61 217V219L60 220H63V221H65L66 219H65V217H66V215H62ZM66 214V213H65ZM76 214L77 215H79V216H76ZM119 215V216H117V215ZM136 214H137V216H136ZM155 214H157V215H155ZM159 214V215H158ZM220 214H221V216H220ZM235 214H236V216L237 217H240L241 219V224L242 225H239L238 223H239V220L237 221L238 223V225H237V228H234V227H236V225L235 226H232V224H233V220H235L234 218V216H235ZM239 214V215H240ZM62 215V216H61ZM111 215H112V217H111ZM115 215V216H114ZM131 217H130V216ZM134 215L136 216V217H134ZM184 215H185V218L188 220V219H190L189 220V222L188 223H190V224H188V223H186L187 222V220L184 218V220H183V217H184ZM224 216V218H223V216ZM225 215L226 216H228V217H225ZM234 215V216H233ZM64 216V217H63ZM76 216V218H74L73 219V217H75ZM107 216H109V217H107ZM129 216V217H128ZM146 216V217H145ZM153 216H154V218H153ZM255 216V217H254ZM263 216V215H262ZM29 217V218H28ZM82 217V218H81ZM93 217L94 216H92V219H93ZM120 217V218H119ZM141 217V218H140ZM148 217V218H147ZM166 217V218H165ZM164 217V219L162 218V220L160 219L159 220V222H158V225L160 226L159 228L160 229H162L163 228V230L165 231V234H168V232H169V230H170V232L169 233H171V231L172 230H174V229H176L177 227H175V226H177V225H175L173 228L171 227V229H170V227H168V226H170V221H171V219L169 218H167L168 216H165ZM230 217H232V218H230ZM257 217V218H256ZM113 218V219H112ZM143 218V219H142ZM147 218V219H146ZM226 218H228V220L226 219ZM33 219V220H32ZM65 219V220H64ZM68 219L66 220V221H68ZM117 219H119V220H117ZM169 220V221H167V220ZM229 219H233L232 221L231 220H229ZM59 220V219H58ZM78 220V219H77ZM112 220V221H111ZM183 220V221H182ZM221 220V221H220ZM224 220V221H223ZM226 220L228 221V222H226ZM25 221H26V223H25ZM29 221V222H28ZM33 221H34V223H33ZM251 221H249V222H251ZM257 221V222H258ZM168 222V223H167ZM226 222V223H225ZM230 222H232V223H230ZM244 222V223H243ZM20 223H22V224H20ZM85 223V222H84ZM74 224V225H75ZM163 224H166V225H163ZM183 224V225H182ZM229 224V225H228ZM235 224H236V222H235ZM24 225H27V226H24ZM168 225V226H167ZM184 226V227H182V226ZM190 225H192V226H190ZM234 225V224H233ZM10 226V227H9ZM164 226H166L167 227V229L164 227ZM187 226V227H186ZM202 226V227H201ZM244 226H246V227H244ZM254 226H256V225H254ZM258 226V225H257ZM182 227V228H181ZM14 228H13V230H14ZM158 228V227H157ZM165 228V229H164ZM184 228V229H185ZM191 228V229H192ZM246 228H248V229H246ZM8 229V230H7ZM240 229V230H239ZM254 227H253V230H251V231H254ZM195 230V231H194ZM7 231V232H6ZM25 231L27 232V233H25ZM219 231V232H218ZM226 231V232H225ZM244 231V230H243ZM8 232H9V234H8ZM12 232V233H11ZM173 232V231H172ZM254 232H257L256 231V229H255V231ZM215 233V232H214ZM24 234V235H23ZM209 234V233H208ZM219 234V235H218ZM169 236H167V237H165V235H164V241L162 240V239H160L159 241H156V244H154L155 245V247L153 246V249H155V248H157V245L158 246H162V244H164V243H168L170 240H171V236H170V234H168ZM211 235H214L213 233H211ZM224 235H226V236H224ZM5 236V235H4ZM199 236V237H198ZM134 237V236H133ZM169 237H170V240H169ZM198 237V238H197ZM228 237V238H227ZM127 238H128V236H127ZM132 238V237H131ZM135 238V237H134ZM134 238H132L133 239V242H131L132 241V239H129L128 238V240H129V242H131L132 243V247L131 248H129V249H127V251H111V250H109V251H106L105 249H107L108 250V247H106L107 245H105L104 247H105V249H103V251H102V249L101 248H99L100 250H96V248H98L99 247V245L97 246V247H95V251H93L94 249H92V250H86V248L85 247H83V249L82 248H80V246H78V245H70V244H65V245H58V244H56V243H53L52 245H50L51 243H49V244H44V243H42V245L41 244H38V243H36V242H34L35 240H33L34 238L32 237V238H30V235H29V237L27 238L28 239V242H27V244H28V247L31 249V247L30 246H32V248H39V247H47V250L49 251H53V252H59V251H61L62 249H64V250H62L64 253H67V254H71V255H75V254H81L82 256H83V254L85 253V252H87L88 253V251L89 252H91L92 251V253H97L96 255H97V259L98 258H100V257H102L103 256V254L105 253V255H108V254H110V255H112L113 254V256H115V257H118L119 259L120 258H122V260H124L125 259V256H126V258L128 257V256H130L128 259H125L126 261H132L131 259H133V261L132 262H138V264H141L142 262H144V261H146V260H148L147 262L149 263H151V262H153V263H155L154 261H157L156 259H158V261L160 262V264H168L169 262H171V263H169V264H179V263H176V262H181L180 264H188V263H192V264H238V263H243L244 264V262H246L247 263V261H250L251 259H252V262H248L249 264H253V260H255V259H253L255 256V254L253 253L254 251L253 250H251V247H250V245H249V243L248 242H246V241H248V239H243L244 240V242L246 243H243V245L244 246H242V244H241V246L242 247H239V252L241 251L242 253H240L241 255H243V256H248L247 258H249L251 255V258L249 259V260H247V261H244L243 259L242 260H238V261H235V259L234 260H232L231 261V259H233V258H231V259H229V260H227V262L226 263H222L221 262V257L223 256V255H225L226 254V252H228V251H230V245H228V244H226V245H224L220 250L222 251V253H220V255H222V256H220L219 255V258H217L216 257V259H213V258H215V256H211L210 254H208V253H205L204 255L202 254V256L201 257H203V258H199V260L197 259V258H189L188 257V255L185 257V258H187L188 257V259H183L184 258V254H180V257L179 256H177V258H175V257H171L170 256V258H169V256L167 257V255H163L164 253H160L159 255L157 254L156 256L155 255H152V256H150L151 254L149 253V255H147L148 254V251H146V250H143V249H145V245H143L142 243L140 244L141 246H135V248L133 247L134 245H136V243L137 242H139V241H135V239ZM26 239V238H25ZM32 240V241H31ZM30 241L32 242V244L30 243ZM135 241V242H134ZM166 241V242H165ZM38 242V241H37ZM100 241L99 240H94V242L93 243H95L96 245L99 243ZM39 243H41V242H39ZM135 243V244H134ZM140 243V242H139ZM139 243L137 244V245H139ZM159 243H161V244H159ZM44 244V245H43ZM13 245H17V241H13ZM71 246V247H74L73 249L72 248H68L67 246ZM142 245H143V249H142ZM35 246V247H34ZM39 246V247H38ZM52 246V247H51ZM64 246H66V247H64ZM78 246V247H77ZM226 246V247H225ZM1 247V246H0ZM53 247L55 248V249H53ZM76 247V248H75ZM82 247V246H81ZM100 247H103V246H101L100 245ZM103 247V248H104ZM137 247H138V249H137ZM160 247H158V248H160ZM60 248V249H59ZM85 248V249H84ZM157 248V249H158ZM1 249V248H0ZM20 249V248H19ZM56 249H58V251H56ZM68 249V251L66 252L65 250H67ZM69 249H70V252L71 253H69ZM130 249H132V251L130 250ZM133 249H135V250H133ZM139 249H142L143 251H141L140 252V250ZM223 249V250H222ZM224 249H226V250H224ZM17 250V249H16ZM15 250V251H16ZM75 250H77V252L75 251ZM139 250V251H138ZM1 251H2V249H1ZM1 251H0V253H1ZM61 251V252H62ZM82 251L84 252V253H82ZM105 251V252H104ZM226 251V252H225ZM17 252V251H16ZM73 252V253H72ZM111 252H113V253H111ZM225 252V253H224ZM86 254V255H92L94 258H95V254L93 255V254ZM224 253V254H223ZM250 255H248V254ZM253 253V254H252ZM100 254V255H99ZM102 254V255H101ZM115 254V255H114ZM142 254V255H141ZM146 254V255H145ZM245 254V255H244ZM1 255V254H0ZM80 255V256H81ZM99 255V256H98ZM104 255V256H105ZM117 255V256H116ZM121 255H122V257H121ZM205 255H206V257H209V258H206L205 257ZM209 255V256H208ZM84 256H85V254H84ZM103 256V257H104ZM120 256V257H119ZM229 256H230V253H229ZM106 257H108V256H106ZM110 257V256H109ZM133 257V258H132ZM205 257V258H204ZM212 257V258H211ZM225 257H228V253H227V255H225ZM124 258V259H123ZM175 258V259H174ZM180 258V259H179ZM146 259V260H145ZM151 259H153V260H151ZM190 259V260H189ZM196 259V260H195ZM201 259V260H200ZM212 259V260H211ZM219 259V260H218ZM124 260V261H125ZM140 260V261H139ZM206 260H208V261H206ZM223 260V259H222ZM168 261V262H167ZM172 261H174V262H172ZM213 261V262H212ZM216 261V262H215ZM217 261H219L218 263H217ZM224 261V260H223ZM228 261H231L230 263L228 262ZM241 261V262H240ZM140 262V263H139ZM146 262V263H147ZM158 262V263H159ZM162 262V263H161ZM221 262V263H220ZM225 262V261H224ZM233 262H235V263H233ZM245 263V264H246ZM142 264H145V262L144 263H142Z\"/></svg>","mask_w":264,"mask_h":264}]
</instances>
